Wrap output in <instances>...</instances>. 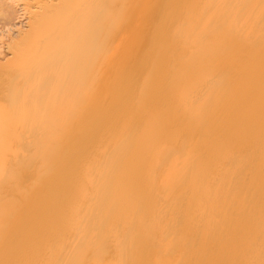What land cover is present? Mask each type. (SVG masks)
Wrapping results in <instances>:
<instances>
[{
    "label": "rangeland",
    "instance_id": "374dc122",
    "mask_svg": "<svg viewBox=\"0 0 264 264\" xmlns=\"http://www.w3.org/2000/svg\"><path fill=\"white\" fill-rule=\"evenodd\" d=\"M53 1L54 3L50 2V5L54 4L53 6H55L56 8L58 7L59 4L63 5L64 2L67 0H59L58 1L59 3L57 2V0L56 1L53 0ZM71 1L75 3L73 4ZM71 1L70 2L73 4V6L69 2V0L65 2L67 4H65L64 12L62 11L63 13L61 11L60 13L59 12L56 13L54 11L52 12L53 15L49 16L50 14H47V11L51 12L53 9L55 10V8L54 7H52L51 9L46 8L45 6H43L44 3L40 5L41 3L38 4L37 0H0V8H1L0 9V33L2 34L4 33L3 35L4 37L0 41V44H1L0 46L2 47L1 50H3L0 53V119L3 121H6L7 124L9 123V125H11L10 127L12 126L14 127L13 129H11L8 126L11 129L10 131L14 130L11 132L12 134H17L18 132L19 135L17 134V136L20 137V133H21L22 139L17 137V139H15L16 142L13 140L15 143L14 144L13 142L11 143V146L14 147V149L11 150V151H14L13 154L12 152L11 153L9 152L10 148L7 150V154L8 153L9 155L12 154L14 157L18 155L15 158L18 157V160H23V162H25L24 166L22 165L23 168L21 169H20L21 167L20 163L22 161L20 163L18 162L20 166L19 165L17 166V164L15 163L17 166L15 168L14 167L15 164L13 165L15 158H13L12 160L13 156H11V160H10V156H9L7 160L9 159L10 163L6 160L7 162L6 161L3 162L4 165L5 163H7L6 167L3 164L1 165L3 167L0 166L1 167L0 168V178L3 177L2 179H0V182L3 179L6 181L8 177L14 176L16 179L15 180L16 185L19 186L16 189L21 190V191H17L15 190V187L14 189L10 187V189L15 190L14 192L11 190L14 193V194L11 193L13 195H11L9 191H7V188H9L8 186L9 184H11L12 181L13 182L11 185H15L14 180H13L14 177H10V179H7V182H9L8 184L7 182L5 183V181L1 182L2 184L1 183L0 184L4 186H0L1 187L0 189L6 188V187L7 188L3 189L5 190L4 192L3 190H1L2 193H0V197L1 196L2 197L0 198V203H1L0 205H3V204L8 205V203L10 202V199L7 198L8 199L7 200L4 197H7L6 194H10L11 196L10 195L9 196L13 198L14 200L13 201L11 199V202L13 205L11 204L10 205L13 206L12 207L13 209H15V212H16L15 216H16L18 213L22 212L28 205L29 207H32V208L27 207V209L29 208V209H32V211H34L36 207L37 208L39 207L37 206L39 204V201L41 203L45 201V204L42 203L44 204L42 208V212L38 214L39 216L36 215L38 217L37 220L38 222H43L44 224H46V220H48L50 223H53L55 220L54 214L57 208L60 207V205L61 206L69 205V201L72 200L71 199L72 197L76 195L80 196V194L83 193L82 194L83 196L82 197L80 196L77 200L81 201L80 198L82 199L84 195L86 194L88 195V197L90 196L89 198L90 201L86 200L88 197L85 195L83 202L81 201L79 202L80 204L79 203H76V204L78 206L79 205L84 206V209H87V211L90 209L89 211L91 212V213L89 211L84 212V215H83L84 219H82L83 223L79 224V225L82 224L81 227L78 225L77 229L76 227L74 228L72 227L70 229L68 228L69 231L68 230L65 231L66 236L65 234H62V236H64L66 239L63 237H62L63 240H61L62 239L61 237L60 239L58 238L59 241H63L64 243L63 242L59 243L58 241L59 244H56L55 243L56 241H55L54 248L52 246H48L50 247V249L49 248L48 249L51 251H47L48 250L47 247H46L47 250H45V247L43 249V247L41 246L43 243V241H41L42 236H38L39 237L38 238L36 235L38 234V232L42 235V228L39 227L40 229L38 230L37 225L39 224H35L36 221L35 222L32 221L30 224L32 225V229H29L26 231V233L28 234L25 233L24 237L26 238L24 242L21 244L22 249L24 248V250H21V253L23 254L18 253L17 255H15L16 257L13 254V257H12L13 259H11V262L9 264L11 263L12 264H94V263L102 264L103 262H104L103 264H107V263L108 264L110 263L111 264L113 263L114 264H126L128 263L127 255L129 256L133 255L132 257L131 256L129 257V264L131 263L138 264L140 262L139 260L141 259V257H142V261L139 264H142L143 261L145 262V260H147L146 256L148 254L145 255L144 253H146L145 250L149 248L150 246L149 244L151 243H152L151 247L147 250V253H149V256H147L149 261L150 259L152 260L155 257L153 253H151L154 251H156V253L160 252V253H157L156 256L159 254L158 257L160 256V260L162 257L163 258L162 260L165 261L166 258H168L166 257V254H165L166 249L167 251L168 249L170 250V247L171 248L174 247L175 245L174 242L177 241L175 240V236H174V234L176 233L175 231L177 230H175L174 228L177 229L181 223L182 224L188 223V221L190 220L189 223L194 228L193 229L191 227V229L193 230V232H195V227L197 228L199 223L204 222V220L202 222L201 221L199 222V219L197 220L196 218L194 222L196 223L198 221L199 223L195 225L194 223H191L192 221H191L190 215H192L191 213L194 212L193 210H196L197 208L195 207L196 205L200 204L199 207L203 206L201 202L204 199L202 198V200L200 201L198 200V198L200 197V195L204 194L205 192L207 193V191L204 190L205 192L203 193H200L198 191L199 190L201 191V188L205 189V187L201 186V183H203L202 185L206 184V183L204 184V182H207L205 181L207 176L211 178L212 177L211 175L213 176L222 175V177H220L219 180L216 179L219 176L218 177L216 176V178L213 177V179L211 178L212 184L211 186L209 185V188H212L214 186L213 184L214 182L218 185V183H220L221 181L222 185L219 184L218 187L216 185L214 186L215 188L217 187L216 189H219L217 190V191H220L219 195L218 193L215 192L216 190L213 188L212 190L208 188V191H211L212 193H214V196L216 194L218 195L216 200L219 199L218 197H220L222 193L223 195H221V198L223 196L225 198L227 197L225 195H229L227 192H226L227 194L224 195L225 191H228L231 189L232 191L230 190L231 192L229 191V193H233V191L235 190V189L234 190L232 189L235 187L234 186L235 182L238 184V187H239L240 182L242 185H244L248 181L249 177H246L245 174L243 175L244 172L241 170L243 169L242 167H244V164L243 166L240 167V169H238V171H236L237 169L234 170L237 167L239 168V166L235 167L238 159L239 158L241 159L244 156V153H243L244 151L242 150H248L249 148V151L253 152L250 150V147H253L254 148L253 150H256L258 146L259 148L261 147L259 151L260 153L264 150V146L261 144L259 145L257 142V141H260L262 143V140H264L262 139V137L264 136V134L262 133L264 132H261V134H259V135H262V137L260 136L261 140L259 137L258 138L256 137V140L253 142L255 138V137L253 138V136H255L253 133L254 132H256V134L260 133L261 128L264 125L263 123L264 122V0H141L140 1L141 4L138 3V6L136 5V12H135V16L132 19V22L129 21L128 23L125 20L117 18V17H121L120 14L122 13V11L120 9L116 11V9L113 8V5H116L115 3L112 2L114 0L105 1L100 6L95 5L92 2V0H89V1L83 0L84 1L83 3L80 1L78 2L77 0H74V1L71 0ZM90 1L92 3H90ZM88 4L91 5V6L89 5L90 8H88L89 7ZM75 5L78 6L79 8L76 7ZM86 8L88 10L90 9L91 14L94 15L95 17L91 16L90 12H87L88 10ZM72 9L76 10L75 15L72 14V12H74ZM93 11H95L94 13H97L99 17L93 14L92 13ZM11 12L15 16L12 15ZM1 13H3V15ZM67 13L68 15L71 13L72 14L70 15L71 17H69ZM5 14H9V15H5ZM65 14L67 17L64 16ZM117 14L119 16H117ZM108 15L109 16L111 15L113 17L112 18L110 16L112 20L109 17H107ZM75 16L78 18L77 20H79L77 21V24H73L74 22L76 23V21H74L76 20ZM90 16L92 18H95L94 20H97V21H94L92 18L89 19ZM36 17L41 19V23H40L41 25L34 24V23L33 25L30 24L32 23L31 20ZM45 17H47L45 19V20L48 19L47 21L44 20ZM55 17H57L58 20H56ZM62 17L66 18V20L63 19ZM122 17L124 18V15H122ZM59 18L61 20L63 19L62 20L63 22ZM104 18L106 20L107 18L110 19L109 21H107V23L110 25H112L113 22L117 19L120 20L121 23L125 21L123 22L124 25L118 23V20L116 21L117 23L114 22L115 25L114 26L112 25V26L113 27L117 26L115 28L116 30H113L114 28L110 25L107 27L108 28L112 27V29L110 28L112 31H110L106 27V29L109 30L108 31L109 33L110 32L113 33L114 31V33L117 34L116 36H119L118 32L121 30L119 33L121 34L122 38L120 39L121 36L117 37L119 38L117 39L119 41L116 40L115 34L113 35H111V33L108 34V32H106L107 30L105 31V28H103L104 31H102V28L100 25L106 21L104 20L103 22H101V20H103ZM88 19L90 21H88ZM65 22H66L65 24L66 26L70 23L68 27L66 28L67 30L68 29L69 30L61 34V28L65 26L64 25ZM84 22L85 23L90 22L88 24H91V25L93 22H96L94 23L95 27L94 26L90 27V30H92L93 32H90L89 30L87 31L88 28L86 29V26L88 27V24H86L85 27L82 26ZM99 22H101L100 25H99ZM107 23H104L103 26H106ZM77 25H80L81 26L80 29L83 30L82 32L79 31V33L84 32L82 35L79 34L81 36L79 35L73 36L74 35L73 31H75V29H76L75 32H78ZM97 25L100 26L99 29L101 28L100 30L103 32V35L107 33L106 35L107 42H104L106 40V36H104L105 37L104 39H102L103 36L101 37V35L99 37H96V34L99 35L100 33H102L101 31L98 30ZM118 25L119 26L123 25L125 28L123 26L119 27ZM131 25L133 27L132 29L130 28ZM33 26L36 27L37 29L34 28ZM30 27H33V28L31 29ZM83 28H85L86 30H84ZM28 29L31 31H28ZM95 30L99 31L100 33L98 32L96 33ZM122 30L124 33H122ZM20 31H23L24 33L28 31L29 34L27 33V38L24 37L25 38L24 39L22 37L21 40L18 39L21 37L19 36ZM125 31H126V36H123L125 35ZM68 33H69V36H68ZM90 33H94L97 39L95 40L94 35L92 37ZM109 35L113 37V40H114L113 43L110 42L111 37ZM127 35L130 38L127 37ZM88 36L92 37V39L97 42H99L98 39H100L101 37V39L103 40V43H105L104 46L106 45V43H108V41L110 42L108 43V45L110 44L111 45L110 46L106 45L104 47L102 45L103 43H101V45L106 50L102 49L103 47L101 48L100 47L101 45H99V47H96L95 45H93L95 47L94 49V47H92L93 41L90 40L92 41V43H90V41H86ZM114 36H115V39H114ZM89 39L90 38H88V40ZM49 40H52V41H49ZM123 40H127V41H123ZM20 41H21V44H20ZM86 43L88 45L89 44L91 45L88 47V45L87 46L85 45ZM97 44H100V43H96V45ZM13 45H16L17 47L16 49H18V52H16L17 50L12 51L13 49L10 50V46H13ZM120 45H123V46L121 47ZM119 46L120 48H117ZM83 47L84 49L85 48H87L88 50L90 49L89 50L90 52L87 49H86V52H84L85 50L83 49ZM99 48H101L102 50L100 51ZM121 48H122V52H121ZM96 49H97V54H95ZM92 51H95V52L93 53ZM39 57L43 58L42 60L43 63L41 62V58L39 59ZM97 57L98 58L100 57V58L97 59ZM63 58L64 60H62ZM98 60L100 62L102 60V62L98 63ZM38 63L40 66L38 65ZM95 63L98 64V66H96ZM27 64H29V66ZM99 64H102L103 66ZM24 65L26 67L28 66L27 69L34 67L37 71L41 72L42 70L44 72L40 74L39 73L35 74L36 71L32 69L33 73L31 72V70L29 72H31V74H34V75H31L30 76L31 79H30L29 72L26 70L28 74H26L25 80L27 77L26 81H28L29 79L31 81V82L30 81L26 82L23 80L24 78L22 79V77L25 74L20 72L21 69L23 68L25 69ZM49 65L50 67H48ZM36 66H39L40 70H39V67L37 69ZM44 68H47V69H44ZM17 69H20L19 73H22L24 75L23 76L19 75L20 76L19 77L18 74H16V76H14L15 78L8 77L7 79L3 77L5 74L9 73L11 70L15 71ZM59 80H61L62 82ZM60 82L61 84H59ZM54 83H55V86H58L57 89L53 87ZM36 88H38L37 90L38 92L36 91L38 95L37 94L34 95L35 94L34 89ZM50 88L54 89L52 90L53 92L52 94L50 93L51 91ZM14 91H19L18 92L19 94ZM14 93L16 94L15 96L17 97L19 95V98L17 99L16 97V100H14L15 99ZM20 93H21V97H20ZM6 117L9 119V122H8V119H6ZM11 117H12V120L10 121ZM26 121L28 123L30 122L29 125L26 123ZM6 122H4L5 124L2 123V125L7 126ZM15 123L19 125L17 127L22 132L20 130L18 131L16 130L18 128L16 127V125L14 126ZM262 130L264 131L263 128ZM22 135L25 137H23ZM26 135H29V136H26ZM17 141L21 142V144L17 143ZM251 141L253 142V146H251L252 145ZM263 144H264V141H263ZM18 145L22 148H19ZM28 145H31L29 146L30 148L28 147ZM39 145L41 146L40 147L41 149L39 148ZM243 145L247 148L242 149L244 148ZM247 145H250V146L248 147ZM25 147H27V150H24ZM35 148H37L36 150L37 152L34 151ZM19 149L22 150V153ZM38 149H40L41 152ZM28 150H30V152L34 151L35 153L32 152L33 154L31 155L30 153L27 154L29 152ZM25 151L27 155L25 154ZM248 152L247 151L245 152L246 153L245 156H247ZM14 153L16 155H14ZM255 153L256 152H253L252 159H251L252 154L249 155L250 157L248 156L249 159H251V161L247 160L248 167L251 166V168L255 170L257 169V167L258 169L262 167L264 168L262 162H261L262 166L260 164V161H263V158H261L262 154L259 155L257 153H256V156L257 155L259 156H257L256 158L257 160L259 159L258 160L259 163L257 160L256 161H257V164L260 165V167L256 165V168H255V165H254V163H256L255 162L256 158H254ZM25 155L27 157L29 155L30 157H28V159L30 160H27V157H24ZM19 156L21 159H19ZM22 156L23 158H26V159L25 160L22 159ZM44 157L47 159L45 160ZM18 160L16 159L15 162H17ZM39 160L42 161V164ZM242 161H246V160L245 159L243 160L242 158ZM252 161H254V163ZM37 162H38V165H37ZM240 162L238 163V165L242 164V162L241 163ZM26 163H28L29 165ZM8 164L10 166H8ZM247 164L245 166H247ZM250 164L254 166L252 167V165ZM26 165L29 166V168L27 167V170H25ZM11 167L12 168L14 167L15 169L13 168L14 170L13 169L11 170ZM192 167H198V168H192ZM248 167H247V170H251L250 168L248 169ZM22 169L24 170L22 171ZM193 169H195V172L193 176L191 177L189 175H192L194 171ZM244 169H245V173L247 174V176H249L250 171L247 173L246 168ZM253 169L251 172L254 171ZM258 169L256 170L257 174L255 175V171H254V176L251 173L253 177L250 176L252 178L251 179L249 178V182H250V180L256 177V179H253L255 180V182L252 180L253 181L252 185L254 184L253 187L255 188H257L256 180L258 181L259 179L261 178L263 179L264 177L262 176L264 173V169H263V172L262 171L258 172ZM7 170H9L10 172H7ZM16 170L20 174V177L18 173L16 172ZM18 170H21V171H18ZM240 170L243 173L242 172L240 173L239 172ZM11 171L12 172L14 171L15 173H17V175L15 176V173L13 172L14 174H12ZM24 171H27V172H24ZM29 171L30 173L32 172V174H29ZM188 171L191 174H189ZM233 171L238 172V175L236 174V176H233L234 179H231ZM21 172L23 173V176ZM197 172L200 175H198ZM8 173L10 176L7 175ZM24 173L25 175L27 173L26 175L27 177L30 176L28 179L29 181L27 180L28 185L25 184L26 186L21 185L22 183L20 182L23 179L24 180L26 179L24 178ZM240 174H242L244 177L241 176L240 182L238 183ZM258 174H260V176H258V179H257ZM5 175H7V178L5 177L6 179L4 178ZM185 175L186 177H184ZM187 177L192 178L193 180L187 179ZM88 178H91V182H89L90 184L88 183L89 185L85 184L87 183ZM199 178L200 179L202 178L201 183H200ZM214 178L216 180H214ZM196 179L198 181H196ZM225 179H228V180H226L225 182L224 181ZM229 179L232 181H230ZM83 180L84 181L86 180V182H84ZM222 180L228 184L232 182L233 185L227 184L231 188L223 191L224 190L223 187L226 189L225 187L226 184L225 183L223 184ZM233 180L234 181L236 180V181L233 182ZM243 180H247V181L242 183ZM179 181L181 182V184H179L180 186H183L185 183V185L183 186L184 188L188 186V183L189 184L193 183V184L187 187V189L190 188L189 190L185 189L186 191L183 190L184 192L183 191L180 192V190L183 189V187L181 189L177 187L178 185L177 183ZM216 181H219V182H216ZM260 181H258L259 185H261ZM22 182H26V181H22ZM249 182L247 183L246 187H242V192H240L241 187H239L240 194L238 190L237 189L236 190L239 195H242V193L244 194L247 189L248 190L250 189L249 195L251 194L250 196L252 198L254 199L256 198L255 200L256 203L253 201V199L252 201L254 203L251 201L250 203H252L251 205H254V204L256 205L258 202L257 196L259 195V191L261 194L263 193L261 191L264 190V186H263L264 181L262 183L263 189H262V186L260 187L258 184H257L259 188V189L257 188L258 191L256 189L257 191L256 192L255 189H253L254 192L256 193L254 192L250 193L252 192L251 189L253 187L249 188L251 186V182H250V186L248 187ZM78 184L82 185V187H84L86 190H83L82 187H80V185ZM194 184L197 186L199 185L197 187V190L195 188V191H196L195 193L193 191L194 190L193 188L195 187ZM208 184L210 183H207L205 185L206 190H207ZM21 186L23 188L25 187V189L23 190ZM87 186H90V188ZM220 186L221 187L223 186L222 187L223 190H220L221 188ZM80 188L82 191L80 190L79 192L78 190ZM244 188H246V190H244ZM236 190L234 192H236ZM84 191L86 192L84 193ZM5 192L6 194H3ZM36 192L37 194H35ZM38 192L40 194H38ZM186 192L188 195L185 194L187 196V198L185 199L184 198L185 195L183 194ZM190 192H191V196H189ZM197 193H199V195ZM209 193H207L208 195L205 194L206 195L205 198H208L207 196L211 195V198H208L209 201H211L210 199L215 198V197L214 196L212 197V193L211 194ZM235 194H234V197H232L233 196L232 194L229 195V199L228 198L226 200L224 198L222 199H224V201L229 202L230 197H231L232 201L230 202L233 203L237 201V203H240L238 202L239 195L238 197H235ZM253 194H255V196L257 194L258 195L255 197ZM192 195L194 197H192ZM205 195H203V197ZM249 195L247 196L248 201H249V198H248ZM262 195L264 196V194ZM175 196H177V198L181 196L183 197V199L187 200V205L185 202L186 206H189L192 203V201L195 200V196H196L197 201L195 200L196 202L195 201L193 202L197 203L198 201H200V203L199 204L197 203L193 206V208L195 209H193L192 212L190 211L189 213L190 215L188 217V214H185L187 207L184 205L186 207L185 208L182 205L184 204L182 203L183 201L182 198H180V200L178 199L179 201H177L178 203H176V204H179L181 201L180 205L171 204V201L175 199L174 198ZM188 196L192 199L189 200ZM241 197H243L242 199L244 200V203H246L245 202L246 199H244L246 195L240 196L239 198ZM2 198H3V201H2ZM40 198L44 200L41 201ZM260 198L262 199L264 197L261 196ZM260 198L258 199L260 200ZM4 199L5 201L7 202L9 201V202L8 203L5 202ZM32 199H35L37 201H33L34 202L33 204H29V203H32ZM188 200L191 203L188 202ZM213 200L212 202H205L204 200L202 203L204 202L206 203L205 207L207 206L208 203H210L208 206L209 207L208 209L205 207L204 208L209 210L211 208L210 206H212L211 203H214ZM84 201H86L87 203L88 202L90 203L87 204ZM174 201H176V199ZM174 201H172V203ZM219 201L220 200H218L217 203H214L215 205L217 204L216 205L217 207L219 206L221 208L223 207L222 205L224 206L228 205V207H231L235 204V207H231L232 209L231 208L230 209L233 210V208H236L238 212H239L238 208L240 206L242 207L243 205L242 207L243 209L245 206L244 203L242 204L241 199H240L241 201L240 204L242 205L238 204L237 206H236V202L234 204H230V202L228 204L227 203L224 204L223 203L224 201H221L222 203L221 204L219 203ZM70 202H71L70 204H72V202L75 203L77 201L75 202L70 201ZM108 202H110V204ZM14 203L16 205H14ZM85 203L87 206L89 205L91 208H88L89 206L88 207L85 206ZM248 203L249 202H247L246 204L249 206L250 203L249 204ZM260 203L258 202V204ZM263 203L264 202H262L261 204L264 208ZM133 204L136 207L137 205L139 206L141 205V207H139L138 209V207L137 208L134 207ZM229 204L231 206H229ZM258 204L257 206H254V208L256 209V214L257 212H259L258 216H260L261 210L260 208L259 209L257 208V207H260ZM33 205H35V207ZM77 205L75 206L77 207ZM129 205L130 207H128ZM170 205H172L173 209L174 208L177 209L175 205L178 206L179 211L181 208L180 206L184 207L185 210L182 208L185 212V213L183 212V214L182 212L180 213L179 211L176 210L178 214L183 215V216L176 214V212L171 213V211L174 212L175 210L170 208L169 210L170 213L174 215L176 214L177 216L175 215L173 216L175 218H173L172 215L170 216L169 214H167L170 216V217L169 216L167 217L166 212L168 213L167 210ZM215 205L212 206L214 210H209L210 213L216 210L214 212L215 214L213 215H216L217 210H218L217 207H214ZM251 205H250V208L252 209ZM132 206L135 208V209L133 208L134 210L132 209ZM190 206L188 208L191 210ZM262 206H261V209H262ZM3 207L4 206L2 207L0 206V208L2 209V210L0 209V211L7 212L8 209L9 210L12 209V208H6L3 210ZM228 207L227 208L223 207V211L229 212L230 209H228ZM92 208H96V209H92ZM129 208L131 210H129ZM224 208H226V210H224ZM242 208L240 209L241 213H243ZM254 208L252 209V211H254L253 213L255 214ZM199 209H198L199 212H197L198 211L197 210L193 214L199 215L200 212L203 210V208H199ZM236 209H234V211H231L230 213H231V217L239 218V220L236 218L238 221H240L242 219L241 217L246 214L245 212L251 215L250 214L251 209L248 212V209L246 206L245 209L247 211L244 209L245 210L244 211L245 214L243 213L244 215L239 212V213H236L235 216L237 214H240L242 215L241 217H238V215L236 217L232 216L234 215ZM108 210L109 211L112 210V211L109 212ZM114 210H117L118 213L116 214V211ZM138 210L141 211L140 215H139L140 211ZM142 210L145 213H142L143 212ZM126 211H127V214H125ZM128 211L130 213L131 211L132 212L134 211L132 213L134 214V216L130 214ZM122 212L123 213L125 212V213L123 214ZM162 212H163V216L165 213L166 217L162 216ZM202 212H201L202 216L201 215L200 216L202 217V219H204L206 216L203 218V215L207 214L208 212L207 213L205 212V214L204 212L203 213ZM228 212H224L223 214L228 213ZM85 213H89L87 214L89 216V219L87 218L88 216ZM148 213L155 215V217L153 215L152 217ZM220 213L221 212L218 211V215ZM222 213L221 215H219V217L220 216L222 217L223 215ZM128 214H130L131 217H129ZM141 214L145 216V218L142 217ZM125 215H128V216H125ZM156 215H157V218L160 220L159 222H161V224L158 222L157 219H155ZM196 215H192V216H196ZM210 215L212 219L213 215L212 214ZM249 215L246 214L243 217V219H245L246 216L248 217ZM122 216L127 217V219L125 217L124 219ZM158 216L164 219H162L161 221V218ZM200 216H198V218ZM216 216H213V217H216ZM225 216L223 215V217ZM229 216H230L229 214L228 216H226V218L229 219V221L228 220L227 221L233 225L236 222V221L235 222L233 221L236 219L233 220L232 218L233 221H230L231 218ZM141 217L144 218L145 220L144 221L145 224L144 222L141 223L142 225H145V227L141 225L142 228L138 224L143 221ZM177 217L180 218V221H181L180 224H178L180 221L176 220ZM208 217H209V213H208L207 219ZM223 217L219 220L220 222L221 220L224 219ZM122 218L125 221L122 220ZM128 218L131 220L133 219L132 222L133 221L134 222L132 223L129 220L130 222L128 224L127 222ZM170 218L171 219L173 218L172 221L175 219L174 223L176 222L178 225L176 223L175 225H172L173 222L170 221ZM154 219L155 221L158 222V224H160V227L163 226L162 225V222H163V224L165 225V229L163 228L164 226L162 227V229L158 228L157 222L154 223L153 221ZM165 219H168L167 220L168 224H165L166 222ZM181 219L184 222H182ZM187 219L189 220L187 221ZM193 219L194 218H192V220ZM207 219H206V222H207ZM215 219H212L213 223L210 222L211 220L209 221L208 219L210 223L208 226L206 225V228L209 227L211 224L212 225L214 224L215 229H217L215 231L216 233L218 231V228L219 230L221 228V231L225 230L227 232L226 229H228V227L224 228L226 224H224V226L222 224L225 220L219 223V221L216 222L219 218H217V220ZM263 219L264 218L260 219V221L264 222ZM91 220L93 222H91ZM121 221H122V224H121ZM214 221L217 224L219 223L221 227L218 226L219 224L215 225ZM100 223L102 225H100ZM109 223L111 226L109 225ZM146 223H147V226H146ZM169 223H172V224H169ZM153 225L156 227H154L153 229V234L150 233L152 235V238L156 237V236L153 237L154 233H156V231L154 230L158 231L159 229L163 231L161 232V230H159V233L157 232V234H155V235L159 234L155 238L156 240L158 239L161 233L165 234L163 232H166V231L169 232L170 236L171 235L174 236V237H171L167 243L166 242L162 243L164 246H166V244L168 243H169L168 245H171V243L174 241L173 242L174 245L172 244L173 246H170V247L168 245L166 247L161 246L160 245L161 242L159 243L158 241V244H159V245L157 244L158 247L161 246L162 248L163 247L166 248L165 250H163L165 252H162V250L160 251V248L156 250V247H155L156 240H152V239L150 240L151 242H149L148 244L149 246H147L148 248H146L145 246H142L143 249H141L142 247L140 246V243L142 244L145 240L151 238V235L149 236L148 233L149 231L152 230L151 227ZM168 225H170V228H173L174 226L173 228L174 233L172 232L173 234L171 233L172 230L170 231V229L169 230L166 229V226ZM188 225H186L187 227L186 226H183V227H186L185 229H188L186 231L187 232L189 231V233H191L192 230L191 229H190L191 231L189 230L188 227L190 225L189 226ZM202 225L204 226L205 224H202ZM131 226L135 230H131L130 229L132 228ZM214 226H211V230L214 229ZM29 227L30 226H28V228ZM101 227L104 229V231L102 230ZM143 227L145 229H143ZM200 227H201V224L199 225L197 230L198 229L200 230ZM234 227L236 228V226ZM234 227L229 228V229L230 230L233 229L234 234L232 235L235 236V234L237 235V233H235L236 231ZM202 228H201V231L205 229V228L203 229ZM3 229L6 231L8 227L5 226L3 227ZM128 229L131 230L132 235L131 233H128L130 232V230ZM136 229H138L139 231L141 230L140 231L141 237L146 235L145 232L147 231V229H149L147 232L148 235H146L147 237L149 236V238L146 237V239L142 242L143 237L137 238L139 231ZM185 229H183L184 231L182 230L184 232V233L182 232L184 235L181 232H177L178 235L176 236V238L178 239L179 238L178 236L182 234L181 236L182 238L180 237L179 240L181 239L182 241L183 236H184L186 240L190 241V239H192L193 241L191 240L190 242H194V243L192 246L190 245V242L186 244L187 241H185V239L183 241L186 243L182 241V244H181V241H180V245L181 246L184 245L183 248L185 247V245H188L187 247H189L190 245L189 247L190 251L186 250L187 247L184 250H182V251L186 250L185 251L186 253L183 252L184 258H187L189 260L192 259L193 257L192 255H194V253H192L191 255V251H192L191 249L194 247L195 242L196 243L197 241L198 243L200 242L199 241L200 238H204L201 240L200 243H203L202 241H204V243H207L205 242V240L206 241L208 240L207 244L211 246L210 247L211 250H209V248H207L208 247L207 244L205 245L203 243L202 244L203 246L200 244L201 247L205 246V249L204 248L202 249L201 247L198 246L199 249L201 248V251H199L198 249V252L200 253L195 252V254L197 253V256L196 258L195 257L193 258L197 261L194 260L192 262L191 260L192 262L191 263L189 260L186 259L187 261H189V263L187 264H190V263L193 264L194 262H195L194 264H201L202 263L201 259L205 262L206 261L205 256H208V255H209L207 259L208 262L206 261L203 264H207V263L214 264L216 260L218 263L220 262L225 263L223 262L225 259L224 253H223L224 258L220 257L222 255V252H224V249H223L221 250V253H219L220 248L222 249L220 244L221 245L224 244L225 246L226 242L228 241V238L229 239L236 238L232 235H229L231 232L229 229H228L229 233H226L225 231H223L225 237L222 238V234H223L222 232L220 234L218 231V233L216 234L214 233V231H212L213 232L212 234V232L210 233L208 232V228H207L205 229L207 230L206 233L208 232L207 235L204 233L205 235L203 234V236L205 237H200L199 240H197V238H192V236L199 237L198 236L199 234H201L202 236V232L200 233V231L198 230L195 232L196 235L194 233L187 234ZM74 230H75V234H74ZM125 230L127 231L126 235L125 233H123L125 232ZM245 230H248V229L246 228ZM0 232H3V231L0 229ZM197 232H199L198 235H197ZM122 234L125 235L126 238L129 236L130 242L133 243L132 245H130V247H129V244L127 243L129 242V240H125L124 242V239L126 238L122 236ZM185 234H186V237L188 238L185 237ZM251 234L252 233L248 235H251ZM169 235H168V238L170 237ZM190 235H192L191 238H189ZM213 235L219 236L218 239L214 236V238L217 239V240L215 239L217 242L212 239ZM227 235L229 236L226 237ZM164 236H166V234ZM208 236H209V239L212 237L211 239L213 240V242H211V239L210 240L208 239ZM24 237L22 239H24ZM133 237L134 239L132 240L131 238ZM166 237L164 238L166 239ZM206 237L207 239H205ZM35 238L37 240H35ZM172 238H174V240ZM224 238L227 241H225ZM27 239H28V242L30 241L29 243L27 242ZM138 239L140 240L138 241ZM162 239H163V236H162ZM68 240H70V242ZM101 240L102 242H100ZM231 240L229 241L230 243H231ZM73 241L75 242L72 243ZM218 241H219V244H217ZM92 242H93V245H92ZM210 242L212 245L210 244ZM214 242L216 243L214 244ZM0 243H1V233H0ZM26 243L27 245H25ZM54 243L51 245H54ZM126 243L128 247L126 246L125 248ZM144 243L145 245H147L146 241ZM176 245H177V242H176ZM180 245L178 242L179 248H180ZM215 245L217 248H215ZM132 246H134L135 248H132ZM178 246L174 248V251L176 250L178 252L179 250ZM196 246L197 245L195 244V247ZM212 246L215 250L218 249L219 254L217 253V250L216 251L213 250ZM131 248L133 250H136V252L135 251L130 252ZM140 249L145 252L144 253L141 252ZM196 249L197 248H195V251H197ZM138 250H140L139 253L141 252V255L143 254L145 256L142 255L140 257V254L137 252ZM206 250H209V252H207ZM42 251L44 254L42 253ZM97 251L99 253L101 252L100 253L101 256L103 255L102 254L103 252H104V255L106 254L108 256L103 255V257H101ZM126 251H129L130 253ZM180 251H181V248H180ZM180 251L178 252V254L179 253L182 254V251L181 252ZM187 251L190 253H188ZM205 251H206V254L205 253L201 254ZM125 252L127 255L125 254ZM94 253L96 256L95 258H93ZM42 254L43 256L45 255L46 257L44 258ZM123 254L124 256L125 255L126 256L123 257ZM175 254H174V258H172L170 255V257L172 258L171 261L166 260L167 262L165 261L164 263V261L158 260V262L160 264L162 263L171 264L173 260L175 259L176 261L173 262L174 264L175 263L184 264L187 262L185 259L182 258L181 259L182 263H180L179 259L182 257L183 254L182 255L177 254L176 256L177 258L175 257ZM185 254H188V256H186ZM199 254H200L201 259L200 258L197 259ZM213 254L217 255L216 257L214 255L215 259L214 257H212L213 259L210 258V255L213 256ZM25 255H26V258H25ZM180 255L181 257L178 258ZM201 255L202 256L204 255V258ZM97 256H99V258H102L103 261H101V259H99L98 261ZM172 256H173V251H172ZM39 258H42V259H39ZM109 258L112 260H110ZM131 258L134 262L130 261ZM235 258L232 257V258H229V260L228 259L227 260L230 262L231 261L230 259H233L232 261L236 263ZM104 259L106 260L104 261ZM123 259H126V260H123ZM89 260L90 261L93 260L91 261L93 263H90ZM153 260L151 261L152 263L154 262ZM177 260L179 262H177ZM209 260L212 263L209 262ZM212 260H214V262ZM218 260L219 261L221 260V261L219 262ZM122 261L124 263H122ZM228 261L226 263H228ZM239 261L241 262V264H245V263L250 264V262H244L241 259H239L237 263H239ZM151 262H148L145 264H151ZM156 262L157 260L154 263L157 264L158 262L157 263ZM235 263L232 262L230 264H235Z\"/></svg>",
    "mask_w": 264,
    "mask_h": 264
},
{
    "label": "bare ground",
    "instance_id": "6f19581e",
    "mask_svg": "<svg viewBox=\"0 0 264 264\" xmlns=\"http://www.w3.org/2000/svg\"><path fill=\"white\" fill-rule=\"evenodd\" d=\"M37 1H38V4L41 3L40 5H42V4L44 3L43 6H45L46 8H50V9H51L52 7L55 8V6H53L54 4H53V5H50V2H53V3H54L53 0H37ZM55 1H56V0H55ZM58 1H59V0H57V2H58ZM67 1H68V0H67ZM67 1H65V2H67ZM70 1H71V0H69V2H70ZM73 1H74V0H73ZM77 1H78V2L80 1V2H82V3L84 2L83 0H77ZM88 1H89V0H88ZM105 1H108V0H94V1L92 0V2H93L95 5H99V6H100L101 4H103V2H105ZM140 1H141V0H114V1H112L113 3L116 4V5H113V8H115L116 11H118L119 9L122 11V13L120 14L121 17H122V15H124V18H123V17H122V18H121V17H117V18H118V19L125 20L127 23H128L129 21L132 22V19H133V17L135 16V12H136V5L138 6V3H140ZM65 2H64L63 5L59 4L58 7L55 8V10L53 9L51 12L47 11V14H50L49 16H51V15H53L52 12H54V11H55L56 13H57V12L60 13V11H61V12H62V11L64 12L65 4H67V3H65ZM71 2H72V1H71ZM71 2H70V3H71ZM92 2L90 1V3H92ZM151 2H152V1H151ZM58 3H59V2H58ZM62 3H63V2H62ZM72 3H73V2H72ZM72 3H71V4H72ZM74 3H75V2H74ZM74 3H73V4H74ZM76 3H77V2H76ZM85 3H87V2H85ZM88 3H89V2H88ZM55 4H56V2H55ZM68 4H69V3H68ZM73 4H72V6H73ZM140 4H141V3H140ZM144 4H145V3H144ZM168 4H169V3H168ZM77 5H78V4H77ZM80 5H81V4H80ZM80 5H79V6H80ZM89 5H90V4H88V6H89ZM28 6H29V5H28ZM68 6H69V5H68ZM75 6H76V5H75ZM90 6H91V5H90ZM90 6H89L88 8H90ZM114 6H115V7H114ZM144 6H145V5H144ZM76 7H78V6H76ZM76 7H75V8H76ZM85 7H87V6H85ZM29 8H30V7H29ZM67 8H68V7H67ZM70 8H71V6H70ZM78 8H79V7H78ZM143 8H144V7H143ZM0 9H1V8H0ZM30 9H31V8H30ZM50 9H49V10H50ZM86 9H87V8H86ZM86 9H84V10H86ZM140 9H141V8H140ZM68 10H70V9H68ZM72 10H73V9H72ZM77 10H78V9H77ZM87 10H88V9H87ZM3 11H4V10H3ZM30 11H31V10H30ZM35 11H36V10H35ZM65 11H66V10H65ZM73 11H74V12H72V11H70V12H72V14L75 15V11H76V10L74 9ZM79 11H80V10H79ZM5 12H6V11H5ZM39 12H40V11H39ZM48 12H49V13H48ZM63 12H62V13H63ZM77 12H78V11H77ZM87 12H90V14H91V10H90V9H89ZM94 12H95V11H93L92 13L95 14V15H97V16L99 17V15H98L97 13H94ZM107 12H108V11H107ZM141 12H142V11H141ZM9 13H10V12H9ZM27 13H28V12H27ZM56 13H54V14H56ZM62 13H61V14H62ZM79 13H80V12H79ZM1 14L3 15V13H1ZM11 14L14 15L12 12H11ZM45 14H46V13H45ZM72 14L70 13V14L68 15V13H67V15H68L69 17H71L70 15H72ZM5 15H9V14H5ZM58 15H59V14H58ZM74 15H73V16H74ZM88 15H89V14H88ZM141 15H142V13H141ZM14 16H15V15H14ZM59 16H60V15H59ZM59 16H58V17H59ZM64 16H66V14H65ZM64 16H63V17H64ZM77 16H78V15H77ZM91 16H94V15L91 14ZM91 16L89 17V19L92 18ZM110 16H111V15H110ZM110 16L108 15L107 17L110 18ZM117 16H119V15L117 14ZM138 16H139V15H138ZM6 17H7V16H6ZM8 17H9V16H8ZM47 17H48V16H47ZM47 17H45L44 20H45ZM52 17H53V16H52ZM60 17H61V16H60ZM63 17H62V18H63ZM66 17H67V16H66ZM75 17H76V16H75ZM78 17H79V16H78ZM87 17H88V16H87ZM94 17H95V16H94ZM104 17H105V16H104ZM111 17H112V16H111ZM49 18H50V17H49ZM55 18H56V20H58L57 17H55ZM73 18H74V17H73ZM73 18H72V19H73ZM109 18H107V20L104 18L103 20H101V22H103L104 20H106L104 23H107V21H109L110 19L112 20L113 17L110 18V19H109ZM115 18H116V17H115ZM59 19H60V18H59ZM63 19L66 20V18H63ZM63 19H62V20H63ZM68 19H69V18H68ZM77 19H78V18L76 17V20H74V21H76V23L74 22L73 24H77V21H79V20H77ZM86 19H87V18H86ZM89 19H88V21H90ZM92 19L94 20L95 18H92ZM100 19H101V18H100ZM118 19H117V20H118ZM47 20H48V19H47ZM47 20H45V21H47ZM50 20H51V19H50ZM54 20H55V19H54ZM56 20H55V21H56ZM60 20H61V19H60ZM62 20H61V21H62ZM65 20H64V21H65ZM117 20H115L114 22L117 23V22H116ZM135 20H136V19H135ZM68 21H70V20H68ZM94 21H97V20H94ZM125 21H123V22H125ZM31 22H32V23H30L31 25H33V23H34V24H40V23H41V19H39V18L36 17V18H33V19L31 20ZM62 22H63V21H62ZM80 22H81V21H80ZM91 22H92V20H91ZM101 22H99V25L101 24ZM112 22H113V21H112ZM112 22H110V23H112ZM114 22H113V24H112L113 26L115 25ZM123 22L121 23L120 20H118V23H120V24H123ZM42 23H43V22H42ZM68 23H69V22H68ZM84 23H85V22H84ZM84 23H83V25H82L83 27H85L86 24H88V23H90V22L85 23V24H84ZM94 23H96V22H93L92 25H91V24H88V27L86 26V29L88 28L87 31L89 30L90 32H93L92 30H90V27H93V26H94ZM104 23H102V24L100 25L101 28H102V31H104L103 28H105V31L107 30L106 32H108L109 30L112 31L111 29H112L113 26L110 25V24H108V23L106 24V26H103ZM133 23H134V21H133ZM45 24H46V23H45ZM47 24H48V23H47ZM59 24H60V23H59ZM59 24H58V25H59ZM65 24H66V22L64 23V25H65ZM69 24H70V23H69ZM69 24H68V25H69ZM31 25H30V26H31ZM40 25H41V24H40ZM62 25H63V23H62ZM68 25H67V26L65 25V26H63V27L61 28V34L64 33L65 31L67 32V31L69 30V29H68V30L66 29V28L68 27ZM99 25H97L98 27H97V26H96V27L98 28L99 31H101V30H100L101 28L99 29V27H100ZM109 25L112 26V27H110L111 29L107 27V26H109ZM123 25H124V24H123ZM123 25H121V26H123ZM129 25H130V24H129ZM129 25H128V27H129ZM37 26H38V25H37ZM50 26H51V25H50ZM55 26H56V25H55ZM118 26H119V25H118ZM121 26H119V27H121ZM33 27H34V26H33ZM33 27H30V28L32 29ZM38 27H39V26H38ZM64 27H65V28H64ZM77 27H78V30H77L78 32H75V31H76V29H75V31H73V32H74V35H73V36H76V35H79V34L82 35V34L84 33V32L81 33L83 30L80 29V28H81L80 25H77ZM94 27H95V26H94ZM106 27H107L109 30L106 29ZM116 27H117V26L113 27V28H114L113 30H116V29H115ZM123 27H124V26H123ZM34 28H36V27H34ZM52 28H53V27H52ZM54 28H55V27H54ZM97 28H96V29H97ZM124 28H125V27H124ZM130 28H131V29L133 28L132 25H131ZM130 28H129V30H130ZM135 28H136V27H135ZM36 29H37V28H36ZM83 29L86 30L85 28H83ZM119 29H120V28H119ZM121 29H123V28H121ZM127 29H128V28H127ZM93 30H94V29H93ZM124 30H125V29H124ZM28 31H31V30L28 29ZM28 31L25 32V33H24L23 31H20V32H19V36H21V37L18 38V39L21 40L22 37H23V38H24V37L27 38V33L29 34ZM42 31H43V29H42ZM52 31H53V30H52ZM62 31H63V32H62ZM79 31H81V32L79 33ZM95 31H96V33H97V32L100 33V32L97 31V30H95ZM95 31H94V32H95ZM102 31H101V32H102ZM120 31H121V30H120ZM120 31H119V32H120ZM32 32H33V30H32ZM36 32H37V31H36ZM36 32H34V33H36ZM116 32H117V31H116ZM119 32H118V35L121 36V34H120ZM130 32H131V31H130ZM75 33H77V34H75ZM96 33H95V34H96ZM104 33H105V32H104ZM110 33H111V35L115 34L114 31H113V33H112V32H110ZM110 33L108 32V34H110ZM122 33H124L123 30H122ZM30 34H31V33H30ZM90 34H91L92 37H93L94 33H90ZM90 34H89V35H90ZM3 35H4V33H3V34L0 33V41H1V39H3V37H4ZM81 35H79V36H81ZM85 35H86V34H85ZM87 35H88V34H87ZM91 35H90V36H91ZM100 35H101V37L103 36L102 39H104V38H105L104 36H106L107 33L104 34V35H103V32L100 33L99 35L96 34V37H99ZM116 35H117V34H115V36H116ZM130 35H131V34H130ZM68 36H69V33H68ZM90 36H88V38H90V39L88 40V38H87L86 41H90V40H92L93 43H94V44H93L92 41H90V43H92V47H94L93 45H95L96 47H99V45H101V43H103V40L101 39V37H100L101 40L98 39L99 42H97V41H94V40L92 39V37H90ZM109 36H110V35H109ZM115 36H114V39H115ZM119 36H116V40L119 39V38H117V37H119ZM123 36H126V31H125V35H123ZM132 36H133V34H132ZM28 37H29V36H28ZM65 37H66V36H65ZM94 37H95V35H94ZM96 37L94 38L95 40L97 39ZM110 37H111V39H110ZM110 37H109L110 42L113 43V41H114V40H113V37H112V36H110ZM127 37H129V36L127 35ZM127 37H126V38H127ZM25 38H24V39H25ZM121 38H122V36L120 37V39H121ZM123 38H124V37H123ZM129 38H130V37H129ZM124 39H125V38H124ZM13 40H14V38H13ZM26 40H28V39H26ZM36 41H37V40H36ZM49 41H52V40H49ZM86 41H85V42H86ZM101 41H102V42H101ZM117 41H119V40H117ZM123 41H127V40H123ZM133 41H134V40H133ZM22 42H23V41H22ZM104 42H107V36H106V40H105ZM110 42L108 41V43H110ZM134 42H135V41H134ZM134 42H133V43H134ZM50 43H51V42H50ZM96 43H100V44H97V45H96ZM108 43H106V45H107V46H110L111 44L108 45ZM116 43H117V42H116ZM116 43H115V44H116ZM20 44H21V41H20ZM20 44H18V45H20ZM22 44H23V43H22ZM104 44H105V43H103L102 45L104 46ZM0 45H1V44H0ZM85 45L87 46L88 44L86 43ZM90 45H91V44H89L88 47H89ZM102 45L100 46L101 48L103 47ZM106 45H105V46H106ZM105 46H104V47H105ZM120 46L122 47L123 45H120ZM120 46L117 47V48H120ZM92 47H90V48H92ZM104 47H103L102 49H105ZM1 48H2V47L0 46V53L3 51V50H1ZM3 48H4V47H3ZM16 48H17L16 45L10 46V50H12V49H13L12 51L17 50L16 52H18V49H16ZM101 48H99L100 51L102 50ZM125 48H127V47H125ZM20 49H21V48H20ZM83 49H84V47H83ZM86 49H87V48L84 49V50H85L84 52H86ZM94 49H95V47H94ZM99 49H98V50H99ZM87 50H88V49H87ZM89 50H90V49H89ZM89 50H88V51H89ZM105 50H106V49H105ZM123 50H124V49H123ZM126 51H127V50H126ZM59 52H60V51H59ZM89 52H90V51H89ZM92 52L94 53L95 51H92ZM121 52H122V48H121ZM63 53H64V52H63ZM95 54H97V49H96ZM39 55H40V54H39ZM92 55H93V54H92ZM62 57H63V56H62ZM30 58H31V57H30ZM40 58H41V57H39V59H40ZM60 58H61V57H60ZM99 58H100V57H99ZM99 58L97 57V59H99ZM44 59H45V58H44ZM42 60H43V58H41V62H42ZM46 60H47V59H46ZM62 60H64V58H63ZM30 61H32V60H30ZM30 61H29V62H30ZM45 62H46V61H45ZM96 62H97V61H96ZM99 62H100V61L98 60V63H99ZM101 62H102V60H101ZM101 62H100V63H101ZM32 63H33V62H32ZM42 63H43V62H42ZM58 63H59V62H58ZM104 63H105V62H104ZM104 63H102V64H104ZM24 64H26V63H24ZM95 64H96V63H95ZM102 64H99V65H102ZM107 64H108V63H107ZM27 65L29 66V64H27ZM30 65H31V64H30ZM35 65H36V64H35ZM38 65H39V63H38ZM43 65H45V64H43ZM24 66H25V65H24ZM28 66H27V67H28ZM39 66H40V65H39ZM39 66H36V68L38 69ZM96 66H98V64H96ZM102 66H103V65H102ZM107 66H109V65H107ZM27 67L25 66V69H24V68H23V69L20 68V69H21L20 72L24 73L25 75L22 74V73H19V70H20V69H17V70H15V71H17V72L11 70L9 73L5 74L4 76L2 75V76L5 77V78L7 79L8 77H14V76H16V74H18V76H19V75H22V76L24 75V76L22 77V79L24 78L23 80L26 81V80H27V77H26V80H25V76H26V74H28V72H29L30 70H31V72L33 73V70H32V69H34V70L36 71V73H35V71H34L35 74H37V73L40 74V73L44 72V71H42V70H41V72H40V71H37L34 67H33V68L31 67V68H28V69H27ZM46 67H47V66H46ZM48 67H50V65H49ZM48 67H47V68H48ZM47 68H44V69H47ZM106 69H107V68H106ZM26 70H27L28 72H27ZM39 70H40V67H39ZM101 70H103V69H101ZM31 72H29V77H30L31 75H34V74H31ZM19 77H20V76H19ZM1 78H2V77H1ZM14 78H15V77H14ZM30 79H31V77H30ZM30 79H29L28 81H30ZM28 81H26V82H28ZM59 81H61V80H59ZM30 82H31V81H30ZM61 82H62V81H61ZM61 82H60L59 84H61ZM57 83H58V82H57ZM57 83H56V84H57ZM51 86H52V85H51ZM26 87H27V86H26ZM53 87H54L55 89H57L58 86H55V83H54V84H53ZM53 87H52V88H53ZM60 87H61V86H60ZM21 88H23V87H21ZM47 88H48V87H47ZM52 88H50V89H51V91H50L51 94L53 93L52 90H54V89H52ZM50 89H49V90H50ZM34 90H35V94H34V95H36V94L38 95V93H37V92H38V91H37L38 88H36V89H34ZM36 91H37V92H36ZM14 92L18 93L19 91H14ZM44 92H45V91H44ZM1 93H2V92H1ZM21 93H22V92H21ZM21 93H20V97H21ZM33 93H34V91H33ZM18 94H19V93H18ZM42 94H43V93H42ZM15 95H16V94L14 93V96H15ZM16 97H17V96L14 97V98H15L14 100H16ZM12 98H13V97H12ZM18 98H19V95H18L17 99H18ZM31 99H32V98H31ZM47 100H48V99H47ZM27 101H28V99H27ZM23 104H24V103H23ZM20 106H21V105H20ZM21 107H22V106H21ZM21 107H20V108H21ZM17 109H18V108H17ZM1 112H2V111H1ZM2 114H3V113H2ZM4 115H5V114H4ZM11 116H12V115H11ZM8 117H9V116H8ZM4 118H5V117H4ZM9 118H10V117H9ZM6 119H8V118L6 117ZM11 120H12V117H11L10 121H11ZM29 121H30V120H29ZM4 122H6V121H3V120L0 119V163H1L0 166L3 164V162H5V161L7 160V158H8L9 156H10V160H11V156H13L12 154H13V152H14V151H11V150L14 149V147L11 146V143L13 142V144H14V143L16 142L15 139H17V137H18V138H21V133H20V137L17 136V134L19 135L18 132H17V134H12L11 132L14 131V130H12V131H10V130L13 129L14 127H13V126L10 127L11 125H9V123L7 124V122H6L7 126H6V125L3 126L2 123H4ZM8 122H9V119H8ZM26 123L29 125L30 122L28 123V122L26 121ZM31 123H32V122H31ZM263 123H264V122H263ZM4 124H5V123H4ZM10 124H11V122H10ZM15 125H16V127L19 126V125H17L16 123L14 124V126H15ZM32 125H33V124H32ZM8 126H9L11 129H10ZM40 126H41V125H40ZM17 128H18V127H17ZM28 128H29V127H28ZM40 128H41V127H40ZM262 128L264 129V125H263ZM262 128H261L260 133H257V134H256V132H254L253 134H254L255 136H253V134H252L253 138L255 137L254 140H253V142L256 140V137H257V138L259 137L260 140H261L262 135H259V134H261V132H264V131L262 130ZM22 129H23V128H22ZM29 129H30V128H29ZM16 130L18 131V130H20V129L18 128V129H16ZM27 130H28V129H27ZM20 131H21V130H20ZM29 131H30V130H29ZM15 132H16V131H15ZM15 132H14V133H15ZM21 132H22V131H21ZM29 133H30V132H29ZM24 134H26V133H24ZM262 134H264V133H262ZM256 135H257V136H256ZM258 135H259V136H258ZM22 136H23V135H22ZM26 136H29V135H26ZM260 136H261V137H260ZM23 137H25V136H23ZM253 138H252V139H253ZM21 139H22V138H21ZM252 139H251V140H252ZM262 139H264V136L262 137ZM13 140H14L15 142H14ZM22 141H23V140H22ZM263 141H264V140H262V143H261L260 141H257V142H258L259 145L261 144V145L264 146ZM23 142H24V141H23ZM251 142H252V141H251ZM253 142H252V145L250 144L251 146H253ZM17 143H20V144H21V142H18V141H17ZM255 143H256V142H255ZM30 144H32V143H30ZM15 145H16V144H15ZM24 145H25V144H24ZM250 145H247V146L249 147ZM25 146H26V145H25ZM29 146H31V145H28V147H29ZM35 146H36V145H35ZM243 146H244V145H243ZM263 146H262V147H263ZM12 147H13V148H12ZM18 147H19V148H22V147H20L19 145H18ZM40 147H41V146L39 145V148H40ZM9 148H10L9 152H10V153L12 152L11 155H9V153L7 154V150H8ZM11 148H12V149H11ZM29 148H30V147H29ZM37 148H38V147H37ZM37 148H35L34 151H36ZM245 148H247V147L244 146V148H242V149H245ZM255 148H256V147H255ZM257 148H258L259 150H258ZM257 148H256V150H258V151L253 150V149H254L253 147H250V150L253 151V152H256V153H257V152L260 151L261 147L259 148V146H258ZM40 149H41V148H40ZM40 149H38V150L40 151ZM240 149H241V148H240ZM262 149H263V148H262ZM19 150H20V149H19ZM19 150H18V151H19ZM24 150H27V147H25ZM32 150H33V148H32ZM15 151H16V149H15ZM20 151H21V153H22V150H20ZM28 151H29V152H28L27 154L30 153V155L33 154L32 152H34V151L30 152V150H28ZM242 151H244L243 153H244V156H245V154H246L245 152H246V151L248 152V151H249V148H248V150H242ZM36 152H37V151H36ZM40 152H41V151H40ZM253 152H250V151H249L248 154H247V156H245V157L243 156V157H242L243 160L245 159L246 161H242V158H241V159L239 158L238 161H237V163H236V161H235V163H236V166H235V167L239 166V168L237 167V168H235L234 170L237 169L236 171H238V169H240V167L243 166V164H244V167H242V168H243V169L246 168V170H247V167H248V164H247L248 161H247V160H250V161H251V159L253 158ZM263 152H264V150H263L261 153L259 152V153H257V154H259V155L262 154L263 156L261 155V158H263V161H264V154H263ZM16 153H17V152H16ZM23 153H24V152H23ZM34 153H35V152H34ZM38 153H39V152H38ZM256 153H255L254 158H256L257 156H259V155L256 156ZM17 154H18V153H17ZM25 154H26V151H25ZM27 154H26V155H27ZM250 154H252L251 159H249V157H250L249 155H250ZM14 155H16V154L14 153ZM21 155H22V154H21ZM23 155H24V154H23ZM26 155H25L24 157H27ZM16 156H18V155H16ZM16 156H15V157H16ZM48 156H49V155H48ZM248 156H249V157H248ZM15 157L13 156V157H12V160H13V158H15ZM28 157H30V156L28 155ZM28 157H27V160H30V159H28ZM232 157H233V156H232ZM232 157H231V158H232ZM247 158H248V159H247ZM258 158H260V157H258ZM16 159L18 160V157L15 158V160H16ZM19 159H21L20 156H19ZM22 159L25 160L26 158H23V156H22ZM42 159H43V157H42ZM44 159L46 160L47 158L44 157ZM15 160H14V162H13V165L16 163L17 166H18V165L20 166V164H21L20 169L23 168L22 165L24 166V163H25V162H23V160H18L17 162H15ZM27 160H26V162H27ZM40 160H41V159H40ZM40 160H39V161H40ZM239 160L242 162V164H240V165H238V163L240 162ZM256 160H257V158L255 159V162H256V163H254V161H252V162L254 163V165H255V168H256V165H258V166L260 167V165L257 164V161H258L259 159H258L257 161H256ZM7 161L10 163L9 159H8ZM7 161H6V162H7ZM21 161H22L23 163H22ZM36 161H37V160H36ZM39 161H38V162H39ZM250 161H249V162H250ZM263 161H260V164H261V162H262V164H263V166H264V162H263ZM18 162H19V163L21 162V163L18 164ZM38 162H37V165H38ZM40 162H41V164H42V161H40ZM241 162H240V163H241ZM252 162H251V163H252ZM233 163H234V162H233ZM245 163L247 164V166H245V165H246ZM258 163H259V161H258ZM16 164L14 165L15 168L17 167ZM26 164H28V163H26ZM39 164H40V163H39ZM262 164H261V166H262ZM3 165H4V164H3ZM6 165H7V163H5L4 166L6 167ZM11 165H12V164H11ZM28 165H29V164H28ZM250 165H252V164H250ZM250 165H249V166H250ZM254 165H252V167H253ZM8 166H10V165L8 164ZM8 166H7V167H8ZM1 167H3V166H1ZM1 167H0V168H1ZM14 167H13V168H14ZM27 167L29 168V166L26 165V169H25V168H24V169L27 170ZM13 168L11 167V170H12ZM15 168H14V169H15ZM192 168H198V167H192ZM192 168H191V170H192ZM249 168L251 169V170H247V173L250 171L249 176H247V174L245 173V169H244V170L241 169L244 173H243L241 170H240L239 172H240V173L242 172L243 175L245 174L246 177H249V178L251 179V178L254 176V171H255V175L257 174L256 170L258 169V167H257L256 170L253 169V168H251V166L248 167V169H249ZM262 168H263V167H262ZM262 168H259V169H261V170L258 169V172H260V171L263 172V169H264V168H263V169H262ZM5 169H6V168H5ZM7 169H8V168H7ZM9 169H10V168H9ZM14 169H13V170H14ZM17 169H19V168H17ZM24 169H22V171H23ZM30 169H31V168H30ZM252 169L254 170L253 172H251ZM70 170H71V169H70ZM191 170H190V172H191ZM193 170H194V171H193L192 175H189V174H191V173H189V171H188V173H189L188 175L191 176V177L193 176V174H194V172H195V169H193ZM197 170H198V169H197ZM18 171H21V170H18ZM30 171H31V170H30ZM30 171H29V174H32V172L30 173ZM68 171H69V170H68ZM236 171H235V172L233 171V174H232V178H231V179H234L233 176H236V174L238 175V172H236ZM5 172H6V171H5ZM7 172H10V171L7 170ZM11 172H12V171H11ZM13 172H14V171H13ZM13 172H12V174L15 173V172H14V173H13ZM16 172H17V170H16ZM24 172H27V171H24ZM65 172H67V171H65ZM221 172H222V171H221ZM221 172H220V173H221ZM17 173H18V172H17ZM17 173H15V176L17 175ZM68 173H69V172H68ZM185 173H186V172H185ZM203 173H204V172H203ZM220 173H219V174H220ZM251 173L253 174V176L251 175ZM21 174H22V176H23V173H22V172H21ZM64 174H65V173H64ZM70 174H71V173H70ZM70 174H69V175H70ZM197 174L200 175L198 172H197ZM7 175L10 176L9 173H8ZM7 175H5L4 178H5V177L7 178ZM18 175H19V177H20V174H19V173H18ZM26 175H27V173H26ZM26 175H25V173H24V178H26V179H25V180H24V179L22 180V181H26V182H22V181H20L21 179L19 178V179H20L19 181L22 183L21 185L26 186L25 184H27V180H28L29 177H30V176L27 177ZM183 175H184V173H183ZM202 175H203V174H202ZM223 175H224V174H223ZM243 175L240 174L239 179L237 178V179L239 180L238 183L240 182V178H241V176H243ZM261 175H262V173H261ZM25 176H26V177H25ZM209 176H210V174H209ZM211 176H212L211 178L213 179V177L216 178L217 175H215V176L211 175ZM218 176H219V175H218ZM218 176H217V177H218ZM250 176H252V177H250ZM258 176H260V174L257 175V179H258ZM262 176H264V173H263ZM10 177H14V176H10ZM10 177H8L7 179H10ZM184 177H186V175H185ZM196 177H197V176H196ZM200 177H202V176H200ZM204 177H205V176H204ZM220 177H222V175L219 176V177L216 178V179L219 180ZM237 177H238V176H237ZM243 177H244V176H243ZM243 177H242V178H243ZM246 177H245V179H246ZM2 178H3V177H2ZM2 178H0V179H2ZM6 178H5V179H6ZM207 178H209V177L207 176ZM207 178H206V180H205V181H207V182H204V184H205V183H206V184H207V183H210V184H208V186H207V190H206V186H205L206 184H205V185H202V184H203V183H201V179H202V178H201V179L199 178L200 183H201V186L205 187V189H204V188H201V191H202V192H201V191L199 190V188H200V187H199V188H198V190H199L198 192L203 193V192L207 191V193L210 192L209 194L212 193L211 191H208L209 185L211 186V184H212V182H211V178H209V179H207ZM215 178H214V180H216ZM249 178H248V181H247V180H243V181H242V183H244V182L247 181L244 185H242L241 182L239 183V184H240L239 187H241V190H240V188L238 187V184L235 182L236 180H235V181L233 180V182H235V183H234V186H235V187L232 188V189H233V190H234V189H235V190L237 189L238 192H239V190H240V192H242V187H246V186H247V183L249 182ZM7 179H6V181L3 179V180H1V182L5 181V183H6V182H7ZM184 179H185V178H184ZM187 179H192V178L187 177ZM187 179H186V180H187ZM197 179H198V178H197ZM197 179H196V181H198ZM203 179H204V178H203ZM235 179H236V178H235ZM243 179H244V178H243ZM253 179H256V177L253 178ZM253 179H252V180H253ZM263 179H264V177H263ZM263 179L261 178V179L258 180V181H260V180L262 181V182L260 181V184H261V185H259L258 181L256 180V187H257V188H258V185H259L260 187L262 186V183H263V181H264ZM11 180H12V179H11ZM13 180H14V183H15V185H16V182H15L16 179H15V177H14ZM17 180H18V179H17ZM186 180H185V181H186ZM192 180H193V179H192ZM214 180H213V181H214ZM220 180H221V179H220ZM226 180H228V179H225L224 181L226 182ZM229 180H230V179H229ZM252 180H250V182H251V186H250V182H249V184H248V187L250 186L249 188H252V187L254 186V184L252 185V183H253V181L255 182V180H253V181H252ZM8 181H9V180H8ZM28 181H29V180H28ZM83 181H84V180H83ZM83 181H82V182H83ZM183 181H184V180H183ZM183 181H182V182H183ZM187 181H188V180H187ZM194 181H195V180H194ZM194 181H193V182H194ZM203 181H204V180H203ZM224 181L222 180V183H223V184L225 183ZM230 181H232V180H230ZM1 182H0V183H1ZM12 182H13V181H12ZM12 182H11V184H12ZM17 182H18V181H17ZM82 182H81V183H82ZM84 182H86V180H85ZM84 182H83V183H84ZM89 182H91V178H88V179H87V183H85V184H88ZM216 182H219V181H216ZM228 182H229V181H228ZM8 183H9V182H7V184H8ZM23 183H24V184H23ZM78 183H79V182H78ZM190 183H191V182H190ZM194 183H195V182H194ZM1 184H2V183H1ZM1 184H0V186H4V185H1ZM3 184H4V183H3ZM11 184H9V186H8L9 188L6 187V188H7V191H9L10 194L13 193L15 190H17V191H21V190L16 189L17 187H19L18 185L15 186V185H11ZM89 184H90V183H89ZM89 184H88V185H89ZM177 184H178L177 187H179V189H181V188L185 185V183H184L183 186H180V185H179V184H181L180 181H179ZM182 184H183V183H182ZM191 184H193V183H191ZM191 184L188 183V186L191 185ZM196 184H197V183H196ZM213 184H214V186L216 185V186L218 187L219 184H221V181H220V183H218V185H217L215 182H214ZM225 184H226V185H225L226 189L222 186L223 189H224V190H223L222 187L220 186V187H221L220 190H223V191L228 190L229 188H231V187H229L228 185H233L232 182H231L230 184H228V183H225ZM227 184H228V185H227ZM257 184H258V185H257ZM10 185H11V186H10ZM27 185H28V184H27ZM78 185H80V184H78ZM194 185H195V184H194ZM221 185H222V184H221ZM236 185H237V187H236ZM83 186H84V185H83ZM188 186H186V188L183 187V189H181L180 192L183 191V190L186 191L185 189H187ZM198 186H199V185H198ZM198 186L195 185V187L193 188V189H194V190H193L194 193L196 192V191H195V188H196V190H197V187H198ZM214 186H213L212 188L215 189V190H216L215 192L218 193V195H219L220 191H217V190H219V189H216L217 187L215 188ZM227 186H228V187H227ZM263 186H264V185H263ZM263 186H262V189H263ZM10 187L13 188V189H14V187H15V190L10 189ZM21 187H22V186H21ZM78 187H79V186H78ZM80 187H82V185H80ZM87 187L90 188V186H87ZM87 187H86V188H87ZM91 187H92V186H91ZM232 187H233V186H232ZM248 187H247V188H248ZM0 188H1V187H0ZM6 188H3V189H6ZM22 188H23V187H22ZM212 188H209V189L212 190ZM257 188L253 187V188L251 189L252 192H250V193H253V192H254L253 189H255V191H256ZM3 189H0V191L3 190ZM24 189H25V187L23 188V190H24ZM82 189H83V190H86L84 187H82ZM189 189H190V188H188L187 190H189ZM202 189H203V190H202ZM258 189H259V188H258ZM258 189H257V191H258ZM11 190H12L13 192H12ZM80 190H81V188H80L78 191L80 192ZM191 190H192V189H191ZM191 190H190V191H191ZM204 190H205V191H204ZM230 190H231V189H230ZM230 190L225 191L224 195L228 193L229 195L232 194V195H233L232 197H234V194L237 192V190H236V192H234L235 190L233 191L234 194H233V193H229ZM244 190H246V188H244ZM249 190H250V189H249ZM249 190L247 189V190L245 191L244 194L242 193V195H239L240 192H239V194H238V192H237V193H236L237 196H236V194H235V197H238V195H239V197H240V196H245V195H246V197H245L244 199L247 200V196L249 195ZM260 190H261V188H260ZM4 191H5V190H3V192H4ZM7 191H6V192H7ZM25 191H26V190H25ZM81 191H82V190H81ZM184 191H183V192H184ZM223 191H222V192H223ZM231 191H232V190H231ZM231 191H230V192H231ZM257 191H256V192H257ZM6 192L3 193V194H6ZM85 192H86V191H84V193H85ZM222 192H221V193H222ZM226 192H227V193H226ZM246 192H247V193H246ZM256 192H254V193H256ZM261 192H263L262 194H264V190H262ZM0 193H2V191H1ZM192 193H193V192H192ZM207 193L205 192L204 194L200 195V197H199L200 199H199L198 196H197L198 200L201 201L202 198H203V199L205 200V202H212V200L214 199V200H213L214 203H217L218 200H220L219 203H221V201H224V199H225V200H226L227 198L229 199V195H225V196H227V197H225V198H224V196H223L222 198H224V199H222V198H221V195H223V193H222V194L220 195V197H218L219 199L216 200V198H217L218 195L216 194V195L214 196V193H212V197L214 196L215 198H212V199H210L211 201H209L208 198H211V195H210V196H207L208 198H205L206 195H208ZM10 194H6L7 197H4L5 195L3 196V197L6 198V199H7V198L10 199V202L8 201L9 203H8L7 201H5V199H4V201L7 202L8 205H4V204H3V205H0L1 207L4 206V207H3V210L6 209V208H12V207H13V206H11V205H13L12 202H11V199L13 200V198H11L10 196L13 195L14 193L11 194V195H10ZM35 194H37V192H36ZM38 194H40V193L38 192ZM82 194H83V193H82ZM82 194H80L81 197L83 196ZM89 194H90V192H89ZM182 194H183V193H182ZM185 194H187V192L184 193L183 195H185ZM197 194L199 195V193H197ZM205 194H206V195H205ZM260 194H261V193H260V191H259V195L257 194L259 197L256 195V196H257V200H258L259 203L261 202L262 199H264V198H262V199L260 198L261 196L264 197L262 194H261V195H260ZM1 195H2V194H1ZM9 195H10V196H9ZM15 195H16V194H15ZM15 195H14V196H15ZM32 195H33V194H32ZM32 195H31V196H32ZM85 195H86V194H85ZM85 195H84V197H83L82 199L80 198V200H81L82 202H83V199L85 198ZM187 195H188V194H187ZM195 195H196V194H195ZM203 195H205V196L203 197ZM250 195H251V194H250ZM250 195H249V197H248V198H249V201H248V200H247V201L245 200V202H246V203H247V202L250 203V201H251V202L254 201V202L256 203V201H255L256 198L254 199V198H252ZM253 195L255 196V194H253ZM253 195H252V196H253ZM80 196H79V195H76V196H74V197L71 198L72 200H70V201H74V202L77 201V202H75V203L72 202V204H70L71 202L69 201V205H67V206H61V205H60V207L57 208V210H56V212H55V214H54V218H55V220H54V218H53V220H54L53 223H50L48 220H46V224H44L43 222H38V220H37L38 217H37L36 215H38V214H40V213L42 212V208H43V206H44V204H45V201L42 202V203H44V204H42V203L39 201V204H40V205H39L38 202H37V204H38L37 206H39V207H38V208L36 207V208L34 209V211H32V209H29V208H32V207H29V205H28L27 207H29V208H28L29 210H28L27 207H26L22 212L18 213L16 216H15V213H16V212H15V209H13V208H12L11 210L8 209L7 212L0 211V229L3 231V232H0V233H1V243H0V264H9V263L11 262V259H13V258H12V257H13V254H14V256H15V255H17L18 253L20 254V253H21V250H24V248L22 249V245H21V244L24 242V240H25V238H26V237H24L26 231L29 230V229H32V225H30L32 221H34V222L36 221L35 224H39V225H37L38 230H39L40 228H42V235L38 232V234H37L36 236H37V237H38V236H42V237H41L42 240H41V239H40V240L43 241V243H42V245H41V246L43 247V249H44V247H45V250H47L48 248L50 249V247H48V246H52V247L54 248V247H55V243H56V244H59L60 242H63V241H59V239H60V237H61V238H62V237L65 238L64 236H62V234H65V231H67L68 228L70 229V228H72V227H73V228L76 227V229H77L78 225H79L80 223H83V220H82V219H84V218H83V217H84L83 215H84V212L87 211V209H84V206H80V205L78 206V205L76 204V203L81 202V201H78V200H77ZM86 196L88 197V195H86ZM181 196H182V195H181ZM181 196H179L178 198H177V196H175L174 198L176 199V201H174L175 199H173L172 201H174L175 203H174V202L172 203V201H171V204L174 205V204L178 203L177 201H179L180 198L183 199V197H181ZM189 196H191V192H190V195H189ZM189 196H188V197H189ZM201 196H202V197H201ZM256 196H255V197H256ZM1 197H2V196H1ZM1 197H0V198H1ZM36 197H37V196H36ZM36 197H35V198H36ZM41 197H42V195H41ZM192 197H194V196L192 195ZM239 197H238V202L241 203V201L243 200V199H242L243 197H241V198H239ZM33 198H34V196H33ZM38 198H39V196H38ZM89 198H90V196H89L86 200H89ZM184 198L186 199L187 196L185 195ZM258 198H260V200H259ZM40 199H41V201L44 200V199H42V198H40ZM40 199H38V200H40ZM127 199H128V198H127ZM178 199H179V200H178ZM185 199H183L184 202L182 201V203H184V204H182L183 206L185 205V202H186V205H187V200H185ZM188 199L191 200L192 198L189 197ZM231 199H232V198L230 197L229 202L232 201ZM240 199H241V201H240ZM250 199H251V200H250ZM252 199H253V201H252ZM7 200H8V199H7ZM189 200H188V202H190ZM195 200H196V196H195ZM195 200H193V201H195ZM204 200H202V202H203ZM215 200H216V202H215ZM234 200H235V199H234ZM234 200H233V201H234ZM236 200H237V199H236ZM2 201H3V198H2ZM13 201H14V200H13ZM33 201H37V200L32 199V203H29V204H33V203H34ZM89 201H90V200H89ZM93 201H94V200H93ZM93 201H92V202H93ZM133 201H134V200H133ZM193 201H192V203L190 202L192 205H191L190 203H188V204L191 205V206L189 205L190 208H191V210L188 208L189 206H186V205H185L187 208L184 206L187 210H189V211L186 210V213L184 212V210H185L184 207L180 206L181 208H180V211H179V210H178L179 207L176 206V205H180L181 201H180L179 204H176V205H175V207H177V209H176V208L173 209L172 205H170L171 207L169 206V208H168V210H167L168 213L166 212V216L168 217L169 215H170V216L172 215V217H173V216H175L176 214H178L177 211H179L180 213L182 212V214H183V212H184L185 214H188V217H189V215H190V214H189L190 211L192 212V210L195 209V208H193V206H194L195 204H197V203H198V204L200 203V201H198L197 203H194ZM196 201H197V200H196ZM196 201H195V202H196ZM15 202H16V201H15ZM84 202H86V201H84ZM105 202H106V201H105ZM131 202H132V201H131ZM139 202H140V201H139ZM202 202H201V204H203V206H200V207H199L200 204H199V205H196L195 207H197V208H196V210H193L194 212L197 211L199 208H203V210H205V211H203V210H202V211H203L204 214H205L206 210L209 208L208 206H209L210 203H208L207 206L205 207V204H206V203H205V202L202 203ZM229 202L224 201L223 203H224V204H225V203L228 204ZM235 202H236V206H237L238 204H240V203H237V201H235ZM235 202H233V203L230 202V204H234ZM254 202H253V203H254ZM258 202H257V204H258ZM262 202H264V200H262ZM262 202H261V203H262ZM3 203H4V202H3ZM67 203H68V202H67ZM86 203H87V202H86ZM86 203H85V206H87ZM89 203H90V202H88L87 204H89ZM93 203H94V202H93ZM108 203L110 204V202H108ZM120 203H121V202H120ZM133 203H135V202H133ZM137 203H138V202H137ZM214 203H211V205H212V206L215 205ZM243 203H244V200L242 201V204H243ZM246 203H244V204H245L244 209H245V207L247 206V209H248V212H249V210L251 209V208H250V205H251L252 203H250V204L248 203L249 206H248ZM261 203H260V204H261ZM0 204H1V203H0ZM10 204H11V205H10ZM35 204H36V203H35ZM73 204L77 205V207H76L75 205H73ZM79 204H80V203H79ZM131 204H132V203H131ZM139 204H141V203H139ZM221 204H222V203H221ZM221 204H220V206H221ZM230 204H229V206H231ZM242 204H240V205H242ZM257 204H256V205H255V204H254V205H251V206H252V209L254 208V206H257ZM260 204H258L260 207H257L258 209L260 208V210H261V211L259 210V211L261 212V213H260V216H258V215H259V212H257V214H256V209L254 208V210H255V214L253 213L254 211H252V209H251V210H250V214H251V215H249V213L245 212L247 215H249L248 217L246 216L245 219H243V217L246 215V214L244 213V211H245L246 209L244 210V209L242 208L243 205H242V207L240 206V207L238 208V209H239V212L241 213L240 209L242 208V209H243V213L245 214V215H244L243 213H241V214H243L244 216H242V215H240V214H237L238 217H241V216H242V217H241L242 219L240 218V219H241L240 221H238L239 218L236 217L237 215L235 216L236 213H239V212L237 211V209H236V208H233V210H231V209H232L231 207H235V204H234L233 206H231V207H228V205H226V206L222 205L223 207H226V208L228 207V209L231 208L229 212H228V211H223V207H221V208H220L219 206L217 207V206H216L217 204H216L214 207H217V209H218V210H217V213H216V215H217L218 217H217L216 215H213V214H215L214 212H215L216 210H215L214 212H212V213L209 212V210H214V208H212V206H210L211 208H210L209 210H207V212L209 213V217H210V218L208 217V219H209V221L211 220L210 222H212V223H213V220H212V219H215V218L217 217V218H219V219L217 220V218H216L215 220H217L216 222H218V221L223 217V215L225 216L226 214H227L226 216H228V214L230 215V216H229V217L231 218L230 221H233V220L236 219V218L238 219V220L236 219V220L233 221V222H235V221L237 222V223L235 222L233 225L230 224V222H228L229 219L226 218V216L223 217V218H224L223 220H221V222H223V221L225 220V218H226V220L222 223L223 226H224V224H226V226H224V228H225V227H228V229H229V228H233L234 226H236V228L234 227L236 232H235V231H234V232L237 233V235L235 234V236H234V235H232V234H234V233H233V229H231V230L229 229V230L232 232V233L230 232L229 235H232V236H234V237H236V238H235V239H232V238H231L233 241H232L231 239H229V238H228V241H227V240L224 238L225 241H227L226 244H225V246H224V244H223V245L220 244V246L222 247V249L220 248V252H219V253H221V250L224 249V252H222V255H221V254H220L221 256L219 255L220 257H223V253H224V255H225V259H224V261H223V259H222L223 262L226 263V262L229 260V258H232V257L235 258V257H236V258H235L236 263H235L234 261H232L233 259H230L231 261H230V262L228 261V263H226V264H230V263H232V262L235 263V264H241L240 261H239V263H237L239 259L243 260L244 262H250V264H264V222H261V221H260V219L264 218V208H263L262 204H261V205H260ZM14 205H16V204L14 203ZM83 205H84V204H83ZM92 205H93V204H92ZM96 205H97V203H96ZM135 205H136V204H135ZM218 205H219V204H218ZM263 205H264V203H263ZM17 206H18V205H17ZM31 206H32V205H31ZM33 206L35 207V205H33ZM88 206H89V205H88ZM88 206H87V207H88ZM103 206H104V205H103ZM133 206H134V204H133ZM133 206H132V209H133L134 207H136V206H134V207H133ZM261 206H262V209H261ZM79 207H80V208H79ZM92 207H93V206H92ZM115 207H116V206H115ZM128 207H130V205H129ZM137 207H138V209H139V207H141V205H140V206L137 205ZM137 207H136V208H137ZM204 207L207 208V209H205ZM85 208H86V207H85ZM88 208H91V207L89 206ZM96 208H97V206H96ZM96 208H92V209H96ZM98 208H99V207H98ZM170 208H172L173 210H175L174 212L171 211V213H175V212H176L175 215L170 213V211H169ZM182 208H183L184 210H183ZM219 208H220V209H219ZM226 208H224V210H226ZM0 209H1V208H0ZM99 209H100V208H99ZM115 209H116V208H115ZM117 209H118V208H117ZM121 209H123V208H121ZM134 209H135V208H134ZM134 209H133V210H134ZM172 209H171V210H172ZM221 209H222L223 213H224V212H228V213L223 214L222 211H221ZM234 209H236V210H235V213L232 212V213H234V215H232V216H235L236 218L231 217V213H230L231 211H234ZM258 209H257V210H258ZM1 210H2V209H1ZM89 210H90V209H89ZM89 210H88V211H89ZM105 210H106V209H105ZM125 210H127V209H125ZM129 210H131V209L129 208ZM143 210H144V209H143ZM143 210H142V211H143ZM176 210H177V211H176ZM182 210H183V211H182ZM199 210H200V209H199ZM199 210H198L197 212H199ZM20 211H21V210H20ZM31 211H32V212H31ZM88 211H87V212H88ZM108 211H109V210H108ZM111 211H112V210H110L109 212H111ZM114 211H116V214L118 213L117 210H114ZM136 211H137V210H136ZM138 211H140V210H138ZM144 211H145V210H144ZM144 211H143L142 213H145ZM202 211H201V212H202ZM218 211H220V212L223 214L222 217H221V216L219 217V215H221V213L218 215ZM236 211H237V212H236ZM246 211H247V210H246ZM89 212H90V211H89ZM100 212H101V211H100ZM128 212H129V211H128ZM133 212H134V211H133ZM133 212L131 211V213H130V212H129V213L132 214ZM187 212H188V213H187ZM194 212H193V213H194ZM201 212H200L199 215H196V214L191 213L192 215H196L197 217H196V216H192V215H190V217H191V221H192L191 223H194L195 225H196L197 223H199L200 221L202 222V221L204 220L203 223H199V225L201 224V227H200V230L198 229V230L200 231V233L202 232V236H201V234L198 235L199 232H197V235H198L199 237H197V236L194 237V236L190 235L189 238H191V236H192V238H197V240H199L200 237H205V236H203L204 233H205L206 235H207L208 232L210 233V232H212V231H214V233H216L215 231H216L217 229H215L214 224H213V225L211 224L209 227H207V228H208V232L206 233V231H207V230H205V229H207V228H206V225L208 226L209 223H210V222L208 221V219H207L208 213L206 212L207 214L203 215V218H204L205 216H206V217H205L204 219H202V217H201V216H202V215H201ZM203 212H202V213H203ZM90 213H91V212H90ZM93 213H94V212H93ZM98 213H99V212H98ZM122 213H123V212H122ZM122 213H121V214H122ZM124 213H125V212H124ZM124 213H123V214H124ZM140 213H141V211L139 212V215H140ZM31 214H32L33 216H32ZM85 214L87 215V214H89V213H85ZM110 214H111V213H110ZM125 214H127V211H126ZM130 214H128L129 217H131ZM148 214H149V213H148ZM167 214H169V215H167ZM185 214H184V215H185ZM210 214H212L213 216H216V217H213V216H212V219H211V215H210ZM95 215H96V214H95ZM102 215H103V214H102ZM105 215H106V214H105ZM118 215H119V214H118ZM128 215H125V216H128ZM132 215L134 216V214H132ZM141 215H142V214H141ZM149 215L152 216L153 214L150 213ZM178 215H180V214H178ZM200 215H201V216H200ZM239 215H240V216H239ZM38 216H39V215H38ZM87 216H88V215H87ZM87 216H86V217H87ZM100 216H101V214H100ZM113 216H114V215H113ZM125 216H122V217L124 218ZM153 216L155 217V215H153ZM153 216H152V217H153ZM160 216H161V215H160ZM160 216H158V217H160ZM162 216H163V212H162ZM164 216H165V213H164ZM164 216H163V217H164ZM166 216H165V217H166ZM170 216H169V217H170ZM176 216H177V215H176ZM180 216H183V215H180ZM198 216H200V217L198 218ZM86 217H85V218H86ZM97 217H98V216H97ZM142 217L145 218V216H143V215H142ZM142 217H141V218H142ZM147 217H148V216H147ZM178 217H179V216H178ZM178 217H177V218H178ZM260 217H261V218H260ZM87 218L89 219V216H88ZM92 218H93V216H92ZM100 218H101V217H100ZM123 218H122V220H124L125 218L127 219V217H125L124 219H123ZM144 218H142V220H143L142 222H140V220H139L140 223H138V224L140 225V227H141V225H142L141 223H143V222L145 221ZM149 218H150V216H149ZM160 218H161V217H160ZM173 218H175V217H173ZM173 218H172V219H173ZM177 218H176V220H177V221H178V220L180 221V218H178V219H177ZM181 218H182V217H181ZM184 218H185V216H184ZM192 218H194V219L192 220ZM196 218H197V220L199 219V222L197 221V222L195 223L194 221H195ZM200 218H201V220H200ZM232 218H233V220H232ZM259 218H260V219H259ZM90 219H91V218H90ZM97 219H98V218H97ZM102 219H103V218H102ZM138 219H139V218H138ZM155 219H157L158 222L160 221V220L157 218V215H156V218H155ZM155 219L153 220L154 223L157 222V221H155ZM162 219H164V218H161V221H162ZM172 219L170 218V221H172ZM182 219H183V218H182ZM182 219H181V220H182ZM206 219H207V222H206ZM85 220H86V219H85ZM85 220H84V221H85ZM94 220H95V218H94ZM105 220H106V219H105ZM116 220H117V219H116ZM119 220H121V219H119ZM129 220L132 222L133 219L131 220V219L128 218V221H127L128 224H129V222H130ZM136 220H137V219H136ZM146 220H147V219H146ZM165 220H166L165 224H168V223H167V220H168V219H165ZM188 220H189V219H187V221H188ZM227 220H228V221H227ZM86 221H87V220H86ZM124 221H125V220H124ZM124 221H123V222H124ZM174 221H175V219L172 221L173 224H172V223H169V224L175 225L176 222L174 223ZM226 221H227V222H226ZM259 221H260V222H259ZM263 221H264V219H263ZM91 222H93V221L91 220ZM97 222H98V221H97ZM97 222H95V223H97ZM109 222H110V221H109ZM113 222H114V221H113ZM133 222H134V221H133ZM133 222H132V223H133ZM147 222H148V221H147ZM158 222H157V227L162 229V227L164 226L163 228L165 229V225L163 224V222H162V225H163L162 227H160L161 222H159L160 224H158ZM182 222H184V221L182 220ZM185 222H186V220H185ZM189 222H190V220L188 221V223H189ZM216 222L214 221L215 225H218L219 223H221L220 221H219L218 224H217ZM225 222H226V223H225ZM233 222H231V223H233ZM239 222H240V223H239ZM41 223H42V224H41ZM86 223H87V222H86ZM124 223H125V222H124ZM124 223H123V224H124ZM132 223H131V224H132ZM148 223H149V222H148ZM150 223H151V222H150ZM180 223H181V221H180L178 224H180ZM188 223H183V224L181 223V224L179 225L180 229H179V227L177 226V225H178L177 223H176V224H177L176 226L178 227L177 229L174 228V226H173V228H174L175 230H177V231H175V232H176V233H175L176 235L174 234V236H175V240H177V241H175V242L173 241V242L175 243V245H174V243L172 242V240H171V242H172L171 245H168L169 243L166 244V246L168 245L169 247L174 245V247H172L173 249H172L171 247H170V250L168 249V251H170V252H168L167 249L164 248V247H166V246H164L162 243H163V242H164V243H165V242L167 243V242L170 240V238H171V237H174V236H172V235L170 236V235H169V232L165 230L166 232H163V233H165L167 237L164 236L165 234H162V233H161L162 236H163V239H164V240L162 239L161 234H160V236H159L160 238L158 237V239L156 240L155 238H156L159 234H158V235H155V234H157V232L159 233V230H161V229H159L158 231H157V230H154V231H156V233H154L153 237H154V236H156V237H155V238H152V235H151V234H153V229H154V227H156V226H154V225L151 227L152 230L149 231V233H148L149 236L151 235V238H149V236H148V237L146 236V235H148L147 232H148V230H149L150 228L147 229L146 232L144 231L145 234H146V235H144L145 238H144V236H142L144 239L141 237V232H140L141 230L139 231L138 229H136V230H138L139 233H140V234L138 233L137 238H138V237H141V238H142V242L146 239V237L149 238V239L145 240L147 245H145V243H144L145 241H144V242L142 243L143 245L140 243V246H141V247H142V246H145L146 248H148L147 246L150 245V246H149V248H150L151 245H152V243L149 244V242H151L150 240H151V239H152V240H156V242L153 241V242L156 243V244L154 243V244L156 245V246H155V247H156V250L160 248V251L162 250V252H165V251H163V250L166 249V252H168V253L165 252V254H166V257H168L169 259L166 258V257H165V258H166V260L171 261V259L174 258V254L177 252L176 250L174 251V248L178 246V242H179V245H180V241H181V239L179 240V238H180V237L182 236V234L184 233V232H183V231H184L183 229H185V228L187 227L186 225H188ZM206 223H207V224H206ZM228 223H229V224H228ZM91 224H92V223H91ZM91 224H90V225H91ZM121 224H122V221H121ZM125 224H126V223H125ZM144 224H145V222H144ZM184 224H186V225H184ZM202 224H205V225L203 226ZM227 224H228L229 226H228ZM43 225H44V226H43ZM45 225H46V226H45ZM81 225H82V224H81ZM81 225H79V226L81 227ZM90 225H89V227H90ZM94 225H95V224H94ZM96 225H98V224H96ZM100 225H102V224L100 223ZM109 225H110V223H109ZM134 225H135V224H134ZM148 225H150V224H148ZM151 225H152V224H151ZM155 225H156V224H155ZM172 225H171V227H172ZM189 225H190V226H189ZM189 225H188V226H189L188 228H189V230H190L191 227L193 228V226H191L190 223H189ZM195 225H194V226H195ZM199 225H198V227H199ZM230 225H232V226H230ZM5 226L8 227V229H6V231L4 230L5 228L3 229V227H5ZM28 226H30V227L28 228ZM110 226H111V225H110ZM122 226H123V225H122ZM125 226H126V225H125ZM137 226H138V225H137ZM142 226L145 227V225H142ZM146 226H147V223H146ZM176 226H175V227H176ZM181 226H182V227H183V226H186V227H183V228H182ZM202 226H203V228H205V229L201 231ZM211 226H214V229H213V227H212L213 230H211ZM218 226L221 227L220 224H219ZM39 227H40V228H39ZM119 227H120V226H119ZM119 227H118V228H119ZM123 227H124V226H123ZM123 227H122V228H123ZM131 227H132V226H131ZM144 227H143V229H145ZM149 227H150V226H149ZM167 227H169V228H167ZM198 227H197V228H198ZM248 227H249L250 229H249ZM101 228H102V227H101ZM127 228H128V226H127ZM127 228H126V230H127ZM129 228H130V227H129ZM135 228H136V227H135ZM141 228H142V227H141ZM146 228H147V227H146ZM158 228H157V229H158ZM173 228H170V225L166 226V229H168V230L170 229V231L172 230L171 233L173 232ZM197 228L195 227V232L198 231ZM203 228H202V229H203ZM209 228H210V229H209ZM216 228H217V227H216ZM222 228H223V227H222ZM224 228H223V229H224ZM246 228H247L248 230H245ZM91 229H92V228H91ZM130 229H131V230H135V229H133V227L130 228ZM130 229H128V230H130ZM143 229H142V231H143ZM193 229H194V228H193ZM223 229H222V230H223ZM228 229H226L227 232H226L225 230H223V231H225L226 233H229V232H228V231H229ZM99 230H100V229H99ZM102 230L104 231L103 228H102ZM114 230H115V229H114ZM120 230H121V229H120ZM126 230H125V232H123V233H125V235L127 234V233H126V232H127ZM131 230H130V232H128V233H131ZM178 230H180V231H178ZM182 230H183V231H182ZM186 230H188V229H185V231H186ZM191 230H192V229H191ZM191 230H190V231H191ZM209 230H211V231H209ZM68 231H69V230H68ZM91 231H92V230H91ZM100 231H101V230H100ZM121 231H122V230H121ZM162 231H163V230H161V232H162ZM203 231H204V232H203ZM218 231H219L220 234H221V232L223 233V231H221V228H220V230H219V228H218ZM218 231H217V233H218ZM248 231H249V232H248ZM132 232H133V231H132ZM177 232H181V233L183 232L181 235L178 236V237H179L178 239L176 238V236L178 235ZM186 232H187V231H186ZM195 232H193V230H192L191 233H189V231H188L187 234H192V233L195 234ZM69 233H70V232H69ZM150 233H151V234H150ZM173 233H174V232H173ZM173 233H172V234H173ZM217 233H216V234H217ZM226 233H225V234H226ZM247 233H248V234L252 233V234H251V235H248ZM26 234H28V233H26ZM39 234H40V235H39ZM74 234H75V230H74ZM99 234H101V233H99ZM194 234H193V235H194ZM205 234H204V235H205ZM212 234H213V232H212ZM216 234H215V235H216ZM29 235H30V234H29ZM60 235H61V236H60ZM71 235H72V234H71ZM83 235H84V234H83ZM85 235H86V234H85ZM90 235H91V234H90ZM92 235H93V234H92ZM120 235H121V234H120ZM125 235L122 234V236H124V237H125ZM131 235H132V233H131ZM133 235H134V234H133ZM135 235H136V234H135ZM168 235L170 236L169 238H168ZM183 235H184V234H183ZM195 235H196V234H195ZM215 235H213V238L210 236L214 241H216V240L218 239V237H219V236H218L219 234H218L217 236H215ZM223 235H224V233L222 234V238L225 237V235H224V236H223ZM229 235H227L226 237H228ZM65 236H66V234H65ZM72 236H73V235H72ZM77 236H78V235H77ZM79 236H80V235H79ZM127 236H128V235H127ZM214 236H215L217 239L214 238ZM245 236H247V237H245ZM248 236H249V237H248ZM23 237H24V239H22ZM116 237H117V236H116ZM134 237H135V236H134ZM134 237L131 238V239L133 240ZM164 237H166V239H165ZM185 237H186V234H185ZM38 238H39V237H38ZM58 238H59V239H58ZM63 238H62L61 240H63ZM93 238H94V237H93ZM101 238H102V237H101ZM104 238H105V236H104ZM104 238H103V239H104ZM122 238H123V237H122ZM125 238H126V237H125ZM141 238H140V239H141ZM181 238H182V237H181ZM186 238H188V237H186ZM211 238H210V239H211ZM222 238H221V239H222ZM57 239H58V240H57ZM65 239H66V238H65ZM69 239H70V237H69ZM72 239H73V238H72ZM74 239H75V238H74ZM80 239H81V238H80ZM103 239H102V240H103ZM120 239H121V238H120ZM129 239H130V238H129V236H128L126 239H124V242H125V240H129ZM140 239H138V241H139ZM159 239H160V240H159ZM161 239H162V241H161ZM172 239L174 240V238H172ZM184 239H185V238H184V236H183V240H184ZM202 239H204V238H200L199 241L201 242ZM205 239H207V237H206ZM208 239H209V236H208ZM210 239H209V240H210ZM212 239H211V242H213ZM215 239H216V240H215ZM219 239H220V238H219ZM224 239H223V241H224ZM35 240H37V239L35 238ZM85 240H86V239H85ZM102 240H101L100 242H102ZM110 240H111V239H110ZM165 240H167V241H165ZM183 240H182V241H183ZM191 240H192V239H190V241H191ZM195 240H196V239H195ZM195 240H194V241H195ZM197 240H196V241H197ZM230 240H231V243L229 242ZM55 241H56V242H55ZM58 241H59V243H58ZM68 241L70 242V240H68ZM86 241H87V240H86ZM96 241H97V240H96ZM103 241H104V240H103ZM147 241H148V243H147ZM158 241H159V243L161 242V243H160L161 246H164L163 248H162L161 246L158 247V245H159V244H158ZM182 241H181V244H182ZM185 241H187V243L184 242V241H183V242L186 243V244H188V242H190L189 240H186V239H185ZM192 241H193V240H192ZM220 241H221V240H220ZM27 242H28V239H27ZM29 242H30V241H29ZM29 242H28V243H29ZM54 242H55V243H54ZM74 242H75V241H73L72 243H74ZM90 242H91V241H90ZM97 242H98V241H97ZM119 242H120V240H119ZM121 242H122V241H121ZM129 242H130V240H129ZM129 242H127V243L129 244V247H130V245H132L133 243L130 242V243H131V244H130ZM134 242H135V241H134ZM176 242H177V245H176ZM200 242H199V243H198V241H197V243L195 242V244H196L197 246L195 247V244H194V247L191 249V250H192V251H191V255H192V253H194V255H192L193 257H192V259H191L192 262L195 260V259H193V258H194V257L196 258V256H197V253L195 254V252H198V249H199L198 246L201 247V245L204 243V241H202L203 243H200ZM205 242L208 243V240H207V241L205 240ZM211 242H210V244H211ZM216 242H217V241H216ZM216 242H214V244H215ZM33 243H35V242H33ZM33 243H31V244H33ZM40 243H41V242H40ZM53 243H54V245H51V244H53ZM63 243H64V242H63ZM72 243H71V244H72ZM85 243H86V242H85ZM127 243L125 244V248H126V246L128 247ZM136 243H137V242H136ZM138 243H139V242H138ZM191 243H192V244H191ZM193 243H194V242H190V245L193 246ZM207 243H204V244L206 245ZM224 243H225V242H224ZM119 244H120V243H119ZM148 244H149V245H148ZM157 244H158V245H157ZM172 244H173V245H172ZM198 244H199V245H198ZM200 244H201V245H200ZM217 244H219V241H218ZM217 244H216V245H217ZM25 245H27V243H26ZM61 245H62V244H61ZM92 245H93V242H92ZM190 245H189V247H190ZM207 245H208V247H207V246H206V247L209 248V250H211V249H210L211 246H209V244H207ZM211 245H212V244H211ZM216 245H215V248H217ZM35 246H36V245H35ZM38 246H39V245H38ZM56 246H57V245H56ZM90 246H91V245H90ZM98 246H99V245H98ZM100 246H101V245H100ZM140 246H139V247H140ZM183 246H184V245H183ZM183 246L180 245L181 251L184 250L188 245H185L184 248H183ZM202 246H203V245H202ZM46 247H47V249H46ZM58 247H59V246H58ZM58 247H57V248H58ZM93 247H94V246H93ZM101 247H102V246H101ZM139 247H138V249H139ZM155 247H154V248H155ZM189 247H187L186 250L190 251ZM223 247H224V248H223ZM53 248H52V249H53ZM61 248H62V247H61ZM105 248H106V247H105ZM132 248H135V247L132 246ZM132 248L130 249V252H131V251H132V252H133V251L136 252V250H133ZM149 248H148V249H149ZM167 248H168V247H167ZM178 248H179V246H178ZM178 248H177V250H178ZM180 248H179L178 252L180 251ZM195 248H197V249H196L197 251H195ZM201 248H202V249H203V248L205 249V246H204V247H201ZM201 248L199 249V251H201ZM207 248H206V249H207ZM212 248H213V246H212ZM218 248H219V246H218ZM39 249H41V248H39ZM49 249H48L47 251H51V250H49ZM83 249H84V248H83ZM93 249H94V248H93ZM100 249H101V248H100ZM141 249H143V247H142ZM141 249H140V250H141ZM148 249H147V250H148ZM171 249H172V250H171ZM26 250H27V249H26ZM45 250H44V252H45ZM94 250H95V249H94ZM110 250H111V249H110ZM140 250H138L137 252L139 253ZM144 250H145V248H144ZM147 250H145L146 253H144L145 251H142V250H141V252H143L145 255L148 254L147 256H149V253H147ZM150 250H151V249H150ZM150 250H149V251H150ZM186 250H185V251H186ZM193 250H194V251H193ZM209 250H206V251L209 252ZM213 250H215V249L213 248ZM216 250H217V253H218V249H216ZM216 250H215V251H216ZM81 251H82V250H81ZM153 251H154V250H153ZM172 251H173V256H172ZM181 251H180V252H181ZM185 251H182V254H183V252L186 253ZM188 251H187V252H188ZM203 251H204V250H203ZM206 251L203 252V253H201V254H204V253L206 254ZM91 252H92V251H91ZM97 252H98V251H97ZM126 252H129V251H126ZM126 252H125V254H126ZM130 252H129V253H130ZM135 252H134V253H135ZM141 252L139 253V254H140V257L143 255V254L141 255ZM154 252H155V253H154ZM154 252H151V253H153V255L155 256L154 258H155V259L157 260V262H158V260H160V256L158 257L159 254H158L157 256H156V254H157V253H160V252H157V253H156V251H154ZM162 252H161V253H162ZM174 252H175V253H174ZM178 252L175 254V257L177 256ZM211 252H212V251H211ZM211 252H210V253H211ZM42 253H43V251H42ZM46 253H48V252H46ZM49 253H50V252H49ZM55 253H56V252H55ZM98 253H99V252H98ZM98 253H97V254H98ZM100 253H101V252H100ZM100 253H99V255L101 256ZM121 253H122V252H121ZM188 253H190V252H188ZM198 253H200V252H198ZM210 253H208V254H210ZM213 253H215V252H213ZM217 253H216V254H217ZM219 253H218V254H219ZM21 254H23V253H21ZM29 254H31V253H29ZM29 254H28V255H29ZM43 254H44V253H43ZM43 254H42V256H43ZM53 254H54V253H53ZM82 254H83V253H82ZM102 254L104 255V252H103ZM132 254H133V253H132ZM139 254H138V255H139ZM162 254H163V253H162ZM179 254H181V253H179ZM179 254H178V255H179ZM182 254H181V255H182ZM211 254H212V253H211ZM79 255H80V254H79ZM83 255H84V254H83ZM103 255H102L101 257H103ZM105 255H106V254H105ZM105 255H104V256H105ZM126 255H127V254H126ZM126 255H125V256H126ZM138 255H137V256H138ZM145 255H143V256H145ZM167 255H168V256H167ZM170 255H171L172 258L170 257ZM181 255H180L178 258H180ZM185 255L188 256V254H185ZM191 255H190V257H191ZM214 255H215V254H213V256L210 255V258L214 257ZM86 256H87V255H86ZM106 256H108V255H106ZM125 256H124V254H123V257H125ZM130 256L132 257L133 255H130ZM130 256L127 255L128 259H127V257H126V259H127L128 263H126V264H129V257H130ZM147 256H146V259H147L148 261L145 260V258H144L145 262L143 261L142 264H143V263L145 264V263L151 262V261L154 259V258H153L152 260L150 259V261H149V259L147 258ZM161 256H163V255H161ZM164 256H165V255H164ZM201 256H202V255H201ZM216 256H217V255H215V257H216ZM15 257H16V256H15ZM21 257H22V256H21ZM43 257L45 258L46 256L44 255ZM95 257H96V256H95V253H94V257H93V258H95ZM97 257H98V261H99V259H101V261H103L102 258H99V256H97ZM121 257H122V256H121ZM123 257H122V258H123ZM138 257H139V256H138ZM140 257H139V258H140ZM150 257H152V256H150ZM156 257H158V258H156ZM202 257L204 258V255H203ZM206 257H207V258H206ZM208 257H209V255H208V256H205V260H206V261H207ZM215 257H214V259H215ZM220 257H219V258H220ZM25 258H26V255H25ZM25 258H24V259H25ZM88 258H89V257H88ZM90 258H91V257H90ZM104 258H105V257H104ZM106 258H108V257H106ZM111 258H112V257H111ZM135 258H136V257H135ZM165 258H164V259H165ZM176 258H177V257H176ZM182 258L185 259V260L187 259V258H184V254H183L182 257L179 259L180 263H182V262H181V259H182ZM198 258H200V254H199V256L197 257V259H198ZM223 258H224V257H223ZM39 259H42V258H39ZM109 259H110V258H109ZM126 259H123V260H126ZM155 259L153 260L154 262L156 261ZM162 259H163V258L161 257V260H162ZM200 259H201V258H200ZM212 259H213V258H212ZM216 259H217V258H216ZM227 259H228V260H227ZM236 259H238V260H236ZM94 260H95V259H94ZM105 260H106V259H104V261H105ZM110 260H112V259H110ZM161 260H160V261H161ZM166 260H165V261H166ZM187 260H189V259H187ZM187 260H186V261H187ZM191 260H189V261L191 262ZM210 260H211V259H210ZM210 260H209V262H211ZM225 260H226V261H225ZM14 261H15V259H14ZM89 261H90V260H89ZM91 261H93V260H91ZM91 261H90V263H93V262H91ZM130 261L134 262V261L132 260V258L130 259ZM137 261H138V260H137ZM139 261H140L139 263H141V261H142V257H141V259H140ZM162 261H164V260H162ZM165 261H164V263H165ZM174 261H176V259L173 260V262H174ZM179 261L177 260V262H179ZM186 261H185V262H186ZM189 261H187V262L184 263V264L189 263ZM195 261H197V260H195ZM198 261H199V260H198ZM201 261H202L201 264H203V263L206 262V261L204 262L202 259H201ZM212 261L214 262V260H212ZM218 261H219V260H218ZM220 261H221V260H220ZM220 261H219V262H220ZM243 261H242V262H243ZM12 262H13V261H12ZM16 262H17V261H16ZM83 262H84V261H83ZM83 262H81V263H83ZM94 262H96V261H94ZM109 262H110V261H109ZM113 262H114V261H113ZM125 262H126V261H125ZM154 262H153V263H154ZM157 262H156V263H157ZM166 262H167V261H166ZM173 262H172V263H173ZM183 262H184V261H183ZM192 262H191V263H192ZM207 262H208V261H207ZM216 262H217V260H216ZM216 262H215L214 264H220V263H221V264H225V263H222V262H220V263H218V262L216 263ZM244 262H243V263H244ZM85 263H86V261H85ZM103 263H104V262H103ZM103 263H102V264H103ZM122 263H124V262L122 261ZM139 263H138V264H139ZM153 263L151 262V264H153ZM164 263H162V264H164ZM172 263H171V264H172ZM191 263H190V264H191ZM194 263H195V262H194ZM194 263H193V264H194ZM196 263H197V262H196ZM211 263H212V262H211ZM11 264H12V263H11ZM94 264H95V263H94ZM99 264H100V263H99ZM107 264H108V263H107ZM110 264H111V263H110ZM113 264H114V263H113ZM131 264H132V263H131ZM135 264H137V263H135ZM154 264H155V263H154ZM157 264H160V263L158 262ZM173 264H174V263H173ZM175 264H176V263H175ZM207 264H208V263H207ZM212 264H213V263H212ZM245 264H246V263H245ZM248 264H249V263H248Z\"/></svg>",
    "mask_w": 264,
    "mask_h": 264
}]
</instances>
